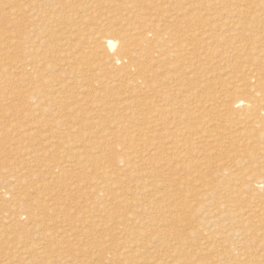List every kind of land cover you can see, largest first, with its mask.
Instances as JSON below:
<instances>
[{
  "label": "rangeland",
  "instance_id": "374dc122",
  "mask_svg": "<svg viewBox=\"0 0 264 264\" xmlns=\"http://www.w3.org/2000/svg\"><path fill=\"white\" fill-rule=\"evenodd\" d=\"M14 1L13 0H0V10H1L0 11V264H58V263L59 264L60 263L61 264L62 263L68 264V262H69V264H145L146 262H148L149 264H175V263L176 264H185L187 260L188 261L186 264H189V263L201 264L202 263L201 261H204L202 264H206V263L209 264V263H211V261L213 264L214 263L215 264L216 263L217 264H225V263L230 264L229 263L230 260H228V258H227L229 256V254H225V252L227 253V250H229L230 243L226 242V241L224 242V244L221 243L222 241H224L222 239L223 238L222 234L225 233L221 229L222 225L218 223L216 225L217 227H215V226L210 227L211 224L209 223L208 224L209 226L205 225L206 227L204 226L202 228V230H201V228L199 229V227H198V223L200 221L205 219L204 221L207 222V218H208V216H206L207 211L210 208H214V206L212 205V202H214V198L212 200H210V202L212 201L210 204V202L207 200V198L205 197V194H203L202 191L204 190L203 192L205 193V191H207L208 189L216 190V189L222 187L223 184H224L223 186H229L230 184L235 183L234 179L229 181L228 178L226 177V179H227V181H226V179L223 178V176H221L222 171L224 169H226V167H227L226 164L222 165L223 162L221 163V159L222 160L224 158L227 159L228 156L231 155L232 153H230V152L218 153L221 150L220 151L217 150V148L218 149L220 148L219 145H222L223 142H226V141H223V137H225V135H227L226 136L227 138H228V136H230L227 133H229L231 128H229L228 129L229 131L227 130V132L225 134L220 133L219 136H216L217 138L219 137V139L214 143H218V144L216 145V144L212 143V146L214 148L216 147V149H214L213 147H209L211 151L209 150L210 151L209 152L207 150V152H204L203 150H205V147L201 143V139H203V138L207 139V136L210 135L211 133L213 135H216L217 132L219 133V131L221 130V126L223 124L228 125L227 120H226L227 119L226 115L223 118H220L219 116L216 117L218 115L217 113H219V114L221 113V112H219V111H221V110H219L221 108L218 107V110L214 109L215 105L212 106L210 103V100L208 101L209 103L205 102L204 98L205 97H208L209 99H211V97L214 99L216 98L215 99L216 102H218V101L220 102V100L224 99L226 101V104H228V106H229L231 104V98H232L233 92H234L232 90H228L229 92L226 91V89H229V87H230V78L227 76H222L220 74L221 71L219 70L218 64L214 61V59L207 60L206 65L200 66V67L196 68L195 70H194V68H192V70H191V72H193L192 75L195 76L194 78L191 79L192 80L191 87L193 88V90L191 87L189 88V86H187L184 89V93L181 94V96L184 94L183 95L184 97L182 96V98L184 100H182V98L179 99V97H181L179 95L178 98L176 99L177 101L174 100L175 101L174 102L172 100L173 102H170L169 104L167 103V105H168L167 108L169 107V109L170 108L171 109L168 110L166 108L167 111L163 114L162 112L157 111L160 109L159 107L161 106L160 103L158 104V101H157V104L155 103L156 105L154 104L155 108L153 106L151 108L146 97H145V99L142 98V97L146 96V95H144L145 90L143 89L144 92L142 93V91H143L142 88L140 89V87L139 88L134 87V85L131 83L132 81L136 80V77H139V76H138V73L136 74L137 76L135 75L136 69H134L132 67V65L128 64L127 59L123 63L124 64L123 67H122L123 64H118L119 66L121 65L120 66L121 68L118 67V65H117V67H116L117 69L112 68V70H111L110 69L111 65H108L107 66L108 69H107V67L104 64L107 62L108 57L107 56L105 57V55L101 56L102 52L97 50V48L99 46H101V40H100V37L95 36L96 34L94 33V30L97 31V29L102 30V28H107V26L105 25L107 22L106 23L100 22V19H102V18L106 19V18H104L105 16L110 15V16L114 17V18H111V21L113 22V24L115 26L112 24L113 25V26L111 25L112 28L108 29L107 31L112 32L115 35H116V33L123 32V30H125L127 27L130 28V26H140L141 31L144 33L150 32V31L151 32L157 31L158 33H163V31H167V32H171L172 34L177 36V34L178 35L182 34L181 32H178V30H177L178 27H179V30L181 28L179 26L180 23H178V26H177L176 23H175L176 25H174L172 23V20H169V17L174 16L175 13L177 12V10H176V12L170 11L169 9L167 11H164L163 9L160 8L161 5L159 7L154 6L150 9H147L146 8L147 3L145 1H142V0H141V2H138L137 0H134L136 2H134V1L128 2V1H122V0H32V1L28 0V2H27V0H23V2H22V0H20L21 2L19 0H14ZM33 1H35V2H33ZM149 1H154V0H149ZM175 1L176 0H173L174 3L172 5V7L174 9L180 10L179 12H183L190 19H191V17L194 16V14L198 13V12H192L191 10L186 9L188 7V5L192 3L191 0H177V2H175ZM246 1H249V0H246ZM12 2H14V3H12ZM24 2H26V3H24ZM29 2H30V4H29ZM155 3H164V0H156ZM18 4H20V6ZM22 4L25 7L23 6V8H22L23 10L18 12V10H16V8L18 6L22 7ZM131 4H136L139 6V8H137V10L135 11L136 13L134 15L139 16L140 18L142 16H144V17L147 16L146 17V18H148L147 23L144 22L145 23L144 24L142 22V23L138 24V22H141L142 20L137 21L139 19H135L136 17L133 15L130 17L125 16L124 17L126 20L125 23L123 21V22H120L121 24L118 25V23H119L118 21L121 20L120 18L123 16V13H124L123 8L128 6V5H131ZM4 6H5V8H3ZM140 6H142V8H140ZM29 7L33 8L34 11ZM28 9L29 10L31 9L30 10L31 12L30 11L28 12ZM143 9H144L145 13H144ZM141 11L143 14L141 13ZM40 14H42L43 16ZM200 16L201 15L199 14L198 17H200ZM129 18H131V21L129 20V22H128L127 20ZM182 19L185 21L184 18H182ZM49 20L51 21L50 26H52V28H54V29L52 30V28H51V30H52L51 33L50 32H43V30H46L49 28V26L45 25V23H47V21H49ZM151 20H153V22H151ZM190 21H193V19H191ZM178 22H180V21H178ZM187 23L189 24V22H187ZM155 24L157 25V27H159V25H161L160 29L159 28L157 29ZM101 25H103L104 27H102ZM125 25L126 26L128 25V26L126 27ZM182 26H184V25H182ZM190 28L193 30L192 27H190ZM41 32H43V33H41ZM39 33H41L40 37H42L43 40L46 41V44L44 45L46 47H43L41 49L36 48L32 52L29 51L28 54H25L28 51V47H29L30 43H23V41H24L23 38L25 37L28 42H34V41L38 40V37L35 38V36H39L40 35ZM191 34L194 35L193 38H195V39H201L202 38V35L198 34L197 32H191ZM225 35H227V33ZM188 38L191 39V36H189ZM188 38L183 37V38H181V40L184 41V39H188ZM86 43H87V45H86ZM95 44L97 46H95ZM93 45L97 48L93 49ZM86 46H88V47H86ZM55 48L57 49V51L55 50ZM61 48H63L64 50L63 49L60 50ZM50 49L52 50L51 52H49ZM92 49H93V51L95 50L96 52H92ZM69 52L71 54L73 53L72 55L76 54L75 56H77V58L76 57L74 58V56H72V59H73L72 61H74V59H75L76 61H74V62L75 63L77 62L76 65L71 61V57H69V56H71V54H69ZM88 52H89V54H88ZM93 53H95L96 55ZM27 55L29 58L27 57ZM97 55L98 56L100 55V56L98 57ZM68 57L70 60L68 59ZM87 57L89 58V60ZM188 57L193 58V56H191V55H188ZM29 59H31V60H29ZM84 59H85V61H84ZM78 60H80V62ZM29 61H30V63H29ZM82 61H84L85 64L81 63ZM86 61H88V62H86ZM103 61L104 62L106 61V62L103 63ZM188 61H189V59H188ZM22 62L29 63V64H31V66L27 64V67H26L25 66L26 64L22 63ZM68 62H70V64ZM173 62H172V64H174V63L175 64H183L184 61L178 60L174 63ZM102 63H103V65H102ZM21 64H23V65H21ZM88 64H89V67H88ZM167 64L169 66L170 65L172 66V64H169L168 62H166L164 64L165 65L164 67L168 68L169 66ZM32 65H34V66H32ZM99 65H101V66H99ZM125 65L126 66L129 65L130 67L129 66L126 67ZM77 66H78V68H77ZM179 66H177V68L176 67L173 68L175 70L174 73H173L172 69H170V71H171L170 72L169 69L168 70H167V68L164 69V67L161 68L160 70L162 72L167 71V73L170 72L171 74H177V76H179V74L181 75V73H183V72H181V71H183L182 68H179ZM219 66L221 69H224V67H227V68H230L232 70L235 68V61L231 62L229 64H220ZM74 67H75V69L73 70ZM125 67L127 69H129V71L125 70L126 69ZM205 67H211V69L204 72ZM83 68H85V69L83 70ZM90 68H92L93 70ZM97 68H98V70H96ZM76 69L77 70L79 69L80 72L76 71ZM86 69L87 70L90 69V70L87 71ZM100 69L102 70V72H100L101 71ZM103 69H104V71H103ZM34 70H35V72L36 71L37 72L34 73ZM70 70H72V71H70ZM82 70L85 72L87 71L86 74H85V72L84 73L81 72ZM118 70H120V71H118ZM130 70L132 73H130ZM107 71H108V73H107ZM111 71L112 72L114 71V72L112 73ZM75 72H77V73H75ZM118 72H119V74H117ZM127 72H129V73H127ZM164 72L161 74H166ZM73 73H74V75H72ZM81 73L85 74L84 77L82 76ZM123 73H125V74H123ZM130 74H131V76H129ZM134 75L136 77H134ZM73 76H74V78L76 77L77 79H74ZM115 76H117V77H115ZM123 76H126V77L124 78ZM186 76L189 77V75H186ZM28 77H30V78H28ZM92 77H95V78L93 79ZM110 78H112L111 81H113L114 83L110 82V80H109ZM84 79H85V81H84ZM98 79H100V80H98ZM106 79H107V82L109 81L108 83L106 82ZM114 79L116 80V82L114 81ZM75 80L77 81V83H72V82H75ZM103 80L105 81V83L103 82ZM46 81H48V83ZM100 81H102L103 83H101ZM119 82H120V84L122 83V85H120ZM115 83H118L116 85V87L113 86V85H115ZM129 83H131L130 86L133 85L132 90H134V92L136 91V93H134L131 90V87L127 85ZM44 84H46V85H44ZM54 84H56V85H54ZM100 84H101V86H100ZM107 84H109V87ZM36 85H38L39 87ZM52 85H54V86H52ZM110 85L113 88H111ZM174 85H176V83H174L173 81L170 80L169 82H166V84H164V87H167L166 88V91H167V89H169V88L171 89L172 86L174 88L178 87V85H176V86H174ZM43 86H47V87H43ZM123 86L126 88V89L124 88L125 90L123 89ZM81 87H83L81 90L82 92L80 91ZM39 88H42V89H39ZM108 88H109V90H108ZM37 89H39V90L37 91ZM46 89H47V91H46ZM49 89H50V91H49ZM127 89L129 91H132V92H129ZM189 89H191L192 92H194L196 94V98H194V99H198V100H196L198 103L197 102L193 103L190 98H187L188 100L185 98V97L190 96L189 93L191 91H189ZM40 90L41 91L44 90L42 92H45V93L47 92L46 95L43 94ZM59 90H61V91H59ZM121 90H123V91H121ZM139 90H140V92H139ZM164 90H165V88H164ZM33 92H34V94H32L33 95V97H32L31 93H33ZM179 92H180V90H179ZM179 92H177V93H179ZM192 92H191V94H192ZM40 93H41V95L42 94L45 95L44 96L45 98L43 97V95L42 96L38 95ZM97 93L99 96L97 95ZM129 93H130V95H129ZM131 93H132V95H131ZM79 94H81V95H79ZM29 95H31V97H32V98L30 97V100L28 99ZM95 95H97L98 97L96 98ZM127 95H129V96H127ZM147 95H150V93H147ZM50 96H52V97H50ZM108 96H110V98ZM118 96L119 97L121 96V99H118L119 98ZM78 97H79V99H77ZM113 97L114 98L116 97V99H117V101L115 100L116 103H115ZM126 97H128L129 99ZM150 97H151L150 99H154L152 96H150ZM39 98L40 99L44 98V99H43V101H40ZM94 98H96V99H94ZM100 98H101V101H100ZM102 98H104V100ZM140 98H142V100H140ZM208 98H206V99H208ZM51 99L52 100L54 99V103H52L53 101ZM98 99L100 102L98 101ZM107 99H109V100H107ZM122 99H123V103L121 101ZM199 99H201V100H199ZM126 100H128L129 102ZM180 100L183 101L184 104L185 103L186 104L183 106V103H181ZM38 101H40V103H36ZM44 101L45 102L48 101L49 103H45ZM103 101H105V102H103ZM130 101H131V104H129ZM142 101L145 103H143ZM79 102H80V105H79ZM102 102L103 103L110 102V104L106 103L103 106ZM124 102L125 103L128 102V105L125 104L126 107L123 105ZM132 102H134L136 105L142 106V107L138 106L141 109L135 108V107H137V106H135V104H134L135 107L132 106L133 105ZM74 103H76V104H74ZM113 103L116 106L113 105ZM117 103L118 104L122 103L121 104L122 106L117 105ZM206 103H208V104H206ZM51 104L52 105L56 104V105L52 106ZM171 104H173V105H171ZM203 104H205V105H203ZM212 104H214V102H212ZM217 104H219V103H217ZM59 105H60V107H59ZM94 105L95 106L98 105V106L95 107ZM106 105H107V107H106ZM108 105L110 107H108ZM200 105H201V107H199ZM209 105H211V106H209ZM48 106H50V107H48ZM56 106L59 107L60 109H58ZM145 106L148 108H144ZM156 106H157V110H155ZM193 106L196 110L194 108L192 109ZM45 107L46 108L48 107L47 110ZM122 107H124V108L122 109ZM38 108L41 110L39 111ZM97 108H100V109H98L99 111L97 110ZM112 108L113 109L116 108V110H113ZM119 108L121 109V111H119L120 110ZM133 108L136 111L135 112L136 115H134L135 113L131 114V112H134ZM142 108L144 111H145V109L146 110L147 109L153 110V108H154V111H150V112H152V113L154 112L157 115L154 113H153V115H152V113H150L151 116L148 115L149 113H147V112L149 110L145 111V112H146L148 118L153 116L154 118L156 117L155 118L156 120L153 117H152L153 118L152 121H151V118L148 119L145 112L142 110ZM187 108H188V110H187ZM90 109H92V110H90ZM163 109H164V107H163ZM173 109L177 110L176 113H174V114H176V116L172 114V119H171V115L165 116L168 113V111L169 112L171 110L173 111ZM189 109L190 110L192 109V111H190ZM197 109H199V110H197ZM101 110H103V112L105 111V113H103ZM126 110H131V111H129V112L127 111L126 113L123 112ZM139 110H141V111H139ZM30 111L31 112L33 111V112L31 113ZM91 111H93V112L96 111V112L94 114ZM196 111H197V113H196ZM35 112L37 115L33 114ZM39 112H41V114L45 113V112L46 113L41 115V114H39ZM109 112H113V113H109ZM118 112H120V113H118ZM157 112H159V113H157ZM121 113H124V117H123V114H121ZM192 113H194L195 115L198 114V116H196L197 119L195 118V115ZM89 114H91V115L89 116ZM96 114H99L100 117L102 116L100 119L101 122L99 120L100 125L98 126V128H95L94 124L91 126L92 122H94L95 120L97 121L99 119ZM112 114L115 117L116 116L117 117L115 118ZM126 114H128L127 119H126ZM129 114H131V115H129ZM138 114L143 115V117L138 115ZM158 114H160V115H158ZM111 115L114 117V119ZM185 115H187V116H185ZM94 116H96V117H94ZM179 116H180V118H179ZM181 116H182V119H181ZM192 116H194L195 120ZM37 117H39V118H37ZM92 117L97 118V119H94ZM120 117H122V118H120ZM128 117H130V119ZM215 117L218 119L217 122H216V120H217L216 119L214 124H213V122L211 123V126L205 124L211 118L215 119ZM137 118H139L141 121ZM157 118L159 121L157 120ZM189 118H190V121H188ZM105 119H107V120L105 121ZM117 119H125L126 123L128 125L129 124L130 125L128 128V125L126 124L127 126H125V129H128V130L124 129L125 131L124 130L123 131L124 132L127 131L126 133H128L129 131H131L130 133L134 132L133 133L134 136L132 134L130 136L129 135L130 133L126 134V133H123V131H121L120 134H118L119 132L116 133L117 137H116V135L113 138L110 137V139L108 137H106L107 135H105L104 132H106L105 130H107V126L109 128L110 124L112 125L113 123H115ZM183 119H188V120L182 121ZM192 119H193V121H192ZM133 120H135L136 122ZM160 120L163 123H166V125H163L164 127L160 126L161 127V128L159 127L160 130H159V128L156 129L157 131H156V135H155V131H154V133L152 132L153 128L151 127L152 129H150V125L152 124L151 126H154L158 122L162 123V122H160ZM179 120L182 122L181 124H180ZM138 121H140V122H138ZM147 121H148V125L146 124L147 125L146 126L145 123H147ZM156 121H158V122L156 123ZM170 121H172L174 123H172ZM220 121H221V123H220L221 126L219 128L216 126V124H218V122H220ZM150 122H151V124H150ZM187 122H189V123H187ZM89 124H90V126H89ZM177 124H178V126H177ZM135 125L137 127H140L142 130L138 131L140 129L135 128ZM141 125H142V127H141ZM168 125H170V129H168L169 128ZM173 125L174 126L176 125L175 128H173L174 127ZM179 125H180V127H179ZM182 125L186 129V132H185V129L182 127ZM187 125L189 127H187ZM145 126L148 128H146ZM212 126H214V127H212ZM131 127H132V129L135 128L134 131H132ZM166 127H168V128H166ZM114 128H112L111 131H117V128L116 127H114ZM209 128L210 129L213 128L214 130L218 128L219 130L217 129V131H214L212 129V131H211ZM148 129L150 132L153 133V135L150 132H148ZM162 129L163 130L166 129L167 131H172V132H174V134L170 135L172 132L168 133V132H166V130L163 131ZM187 129L189 130V132H187ZM245 129L246 130H244V131H246V132H247V130L249 132H250V130L253 131L252 132V138H250L248 140V139H246V136H243L242 138H244V140H240L239 142L240 143L244 142V144H247V143H251V141H252V143L250 144V147H252L254 150V151H251L250 153H245V151H244L243 155L246 157L247 154H251V153L256 151L255 149H256L257 145L259 144V141L256 139L255 136H253L256 134L254 132L256 128L248 126V127H245ZM175 130L180 132V133L182 132V133L181 134L179 133L180 134L179 135ZM192 130H193V132L197 131V134L198 135L200 134L199 136L201 138L196 139L195 137L199 138V136L196 134V132L193 133ZM204 131H209V133H206ZM210 131H211V133H210ZM137 132L141 133L140 134L141 136H139L137 134ZM184 132H185V134H184ZM145 133L146 134L150 133L152 136L150 134H148L147 135L148 137H147ZM167 133L169 135V138L167 136ZM187 133H189L190 137H192V135L194 134L193 136H195V137H192L193 140L190 137H189L190 139L188 138ZM214 133H216V134H214ZM232 133L235 134V132H232ZM160 134H163V135H160ZM175 134H176V136L179 135V137L173 136ZM124 135H125V137H124ZM127 135H128L129 139L132 136L134 137V138L132 137L130 139V140L133 139V144L130 145L131 146L130 150H132L134 148L132 150V152L133 151L134 152L131 156H135V155L139 156L140 155V157L142 156V158H139V160H136L135 162H131V165L129 164L127 166L128 169L125 170V172L128 175V178H126L127 181L124 179V177H126L125 172L123 174L121 173L122 169H124V167H123L124 164H122V162H120L119 165L116 166L117 167L116 169L121 170V172L118 171V173L114 175L115 177L112 176L113 180L112 179L108 180L107 178L103 179L101 172H103L104 169L105 170L111 169V167H110V169L108 167L111 166V164L113 163V162H111L112 159L116 158L115 155H117V153L115 152V148H116V150L118 149L117 147L120 146V143L122 144L123 139L129 140L127 138ZM136 135H138V136H136ZM135 136H136L137 140L135 139ZM171 136H172V139L174 137H175V139L172 140L170 138ZM185 136L188 138V140L190 142H191V140L193 141V143L191 142V144H195V142L200 140V142L198 141L197 142L198 144L196 143L195 145H197V146L201 145L200 146L201 148L200 147H198V148L202 152L197 148V150L200 151L199 153H201V155L199 153L193 152V150L196 146L195 145H193V146L189 145L190 142L188 143V140L186 139ZM150 137H152V138L149 139ZM155 137H157V138H155ZM167 138L171 139L172 141L169 140L170 142H168ZM177 138L178 139L182 138V141H184L185 144L187 141L188 144L185 145L183 142V144L185 146L182 145L181 139L178 140ZM184 138L186 139V141ZM237 138H239L238 135H237ZM115 139L117 140L116 141L117 146H116V143L114 142ZM146 139L148 141L147 142L148 145L146 143ZM158 139L160 140L159 143H158ZM141 140H143V141H141ZM176 140H178V141L176 142ZM135 141H136V144H134ZM162 141L165 143H163ZM137 142L139 144H137ZM149 142L152 144H150ZM180 142H181V145H180ZM219 142H222V143L219 144ZM172 143H174V144H172ZM175 143H179L178 144L180 146L179 151L176 150V149H178V146H177V144L175 145ZM158 144H161V145H158ZM162 144L163 145L166 144V145L163 146ZM170 144L175 145L174 146L175 149L173 147H171ZM260 144H263L262 140H260ZM135 145L138 147H141L140 148L141 150L138 147H135ZM153 145L160 150H158L156 148L158 150L157 151ZM214 145H216V146H214ZM160 146L163 149H164V147H166L165 150H167V151L161 149ZM186 146H188V147H186ZM191 146L193 147V150L188 149ZM82 148L84 151L82 150ZM135 148H136V150L137 149H139V150L136 151ZM152 148H154V150ZM206 148L208 149V147H206ZM77 149L79 150V152H80V150L83 151L82 152L83 154L81 152L79 154ZM172 149H173V151H176V152H173ZM186 149L189 150V156L190 157H191L190 152H191V154L193 152V154L198 157V159H197V157L192 154L193 158L195 157V159H196L195 161L197 162L198 165L197 164L194 165L192 163V161L194 159L193 158H192V160H191V158L189 159L188 153L185 152ZM245 149H246V146H245L244 150ZM152 150H153V152H152ZM163 151H164V154L168 153L169 155H164V158H161V161H160L159 160L160 157H163ZM177 151L180 152L181 157L179 156L180 154L177 153ZM70 152L72 153V157L74 159L72 157L69 158ZM73 152H75V155L78 154L79 156L77 155L75 158ZM155 152H156V157H155ZM213 152H214L215 156L213 155ZM150 153L152 155L154 154L153 157L151 156ZM171 153H173L175 156L178 157V159H176L177 162H176V160H174L177 157H175L174 155L172 156ZM197 154H199V156ZM207 154H210L212 157V159L210 160V164H208L209 168L206 167L204 165V163L201 161L202 158H204ZM217 154H218V157H217ZM220 154H222V155H220ZM243 155L239 153L235 160H233L231 163L230 162L227 163L228 164L227 168L231 167V166H229L230 164L235 166L240 161L244 160L245 157ZM82 156L85 159L79 158ZM85 156H87V158ZM143 156L145 157L144 158L145 160L143 159ZM168 156H169V158L171 157L170 160L168 159ZM184 156H185V159H187V157H188L189 161L185 160V159L180 160V158L183 159ZM172 157H174V159ZM75 159H77L76 160L77 162L74 161ZM141 159L144 160L145 162L143 163L141 161ZM148 159H151V161ZM162 159H164V160H162ZM246 159H249V157ZM69 160H71V161H69ZM78 160H80L79 161L80 163L78 162ZM172 160L174 163L175 162L176 163L174 164L172 162ZM178 160L184 161L183 162L184 164L181 162H178ZM104 161H105V165L103 164ZM149 161L151 163H149ZM158 161H159V163L162 162V163H160L161 165H159V166H158L159 163H157ZM163 161H165L166 164L169 162L168 165H165L163 163ZM147 162L149 165L146 164ZM170 162H172V163H170ZM248 162H250V163H248L247 166H253L256 163V162H254V159H250ZM132 163H134L135 165L137 163V165L139 167L137 165L135 167L134 164L132 165ZM141 163H142L143 167L141 166ZM178 163H180L179 166H178ZM187 163H188V166H186ZM189 163H191L190 166H189ZM218 163H221L218 165L219 167L217 166ZM162 164H164L165 167H164V165L162 166ZM171 164L172 165L174 164V165L172 166ZM181 164H183L185 167L182 168L181 166H183V165H181ZM201 164H203V165H201ZM155 165H157V166L155 167ZM130 166L135 168V169L137 167L140 168L141 172L144 169L143 170L144 172H142V174H141L139 169H136V170L134 169L135 171H133ZM169 166L171 167V169L169 168ZM194 166H197V167H194ZM198 166H199V168H198ZM202 166H203V168H202L203 170L201 169ZM204 166L206 169H204ZM222 166H223V168H222ZM233 166H232V169L236 170V171L238 170V172L239 171L242 172L247 168V166H242L239 168L238 167L234 168ZM101 167H103V168H101ZM120 167H122V168H120ZM158 167H161V168H159L160 170L158 169ZM176 167H178V168L176 170H174V168H176ZM186 167H188V169H191V168H193V169L188 170ZM147 168H152V171L154 168V170H155L154 173L159 172L160 176L156 177L158 174L153 173L152 175L154 178L153 179L151 178L149 180V182H146V180H144L141 177L143 176V173L148 171ZM129 169H130V171H129ZM248 169L249 168H247L246 170H248ZM185 170H188V171H185ZM194 170H196V171L199 170V171L196 172ZM136 171H138V172H136ZM166 171L167 172L169 171L170 173L169 172L167 173ZM176 171H179L180 173H178ZM204 171H205V174H204L205 176L211 177L213 174V177H212L213 179H215L214 173L217 171V173H215V175L218 177V179L216 178V180L214 182H210V183L206 182L207 184L204 183L202 180V177L204 176L202 173H204ZM135 172L139 175H137ZM163 172H166V173H163ZM182 172H185V173L182 174ZM200 172H202V173H200ZM190 173H191V176H190ZM193 173H195L196 175L194 176ZM198 173L201 175H199ZM140 174H141V177H140ZM165 174H167L166 177L168 176L170 179L168 177L165 178V176H163ZM169 174H170V176H169ZM184 174H186L188 180L185 179L186 176ZM183 175L185 178H183ZM162 176L164 177L163 179H162ZM199 176H201V179ZM118 177H120V178H118ZM159 177H161L160 180L158 179ZM180 177H181V180H180ZM193 177H195V178H193ZM115 178L117 179L116 181H115ZM139 178H140V180H139ZM172 178H174V179H172ZM221 178H223L222 179L223 181L221 180V182H219ZM98 179H99V181H98ZM120 179H121V181L117 182ZM128 179L131 182L130 185H136L137 184L138 189H140L142 191L146 190L145 188L149 185L148 183H151L149 187L152 189V194L155 193L156 195L154 194V196H155L154 197L150 193V194H148V196L152 195L153 196V197L151 196L152 199L156 198V200L159 197L158 202H159V200H161L160 197L161 198L163 196L166 198L168 197L169 198L168 201L166 198L163 197L162 198L163 201L161 200V203H159V204L163 205V203L165 201L168 203H170V201H171L173 203V205L176 204L175 207L179 208V209L177 208V210H178L177 212H175L176 210L173 212L174 216H176V217L170 218V216L168 214H162L159 217H157L156 219H154L155 221H157L155 223V225H159L162 228L159 226L157 227L155 225L154 226L156 228L154 226L150 227L151 225H147L148 224L147 223L143 226L141 225V226L137 227L136 228L137 230H134L135 232L131 231L133 234L131 232L130 233L124 232V234H122V236H121V234H119L116 230L113 229L114 225L111 224V222L113 221L112 219L114 218L115 215L118 216L119 214H122V213H119L118 209H120L121 211H126L127 207H125V206H127V205L124 201H126L127 197L129 199L130 197L133 196L132 200L134 202L135 201L134 199L137 198L136 196H139L138 194L136 195V192L138 190L134 193H130L131 196L129 193L123 194V192L125 191V190L123 191V189H125V186H127L130 183L128 181ZM136 179H138V180H136ZM168 179H169V181H168ZM102 180L105 183V185H108L111 182L109 184L111 187V188L109 187L111 191H108L109 190L108 189L107 190L108 193H107V192H102V191H106V189L105 190L104 189L99 190V191H101L99 194L100 198L97 197V194H95V195L93 194L94 197H92L93 195L91 193L96 188H98L99 183L97 184L96 181L101 182ZM122 180L125 181V183H123L124 185H120L121 184L120 182H122ZM217 180H219V181L216 182ZM136 181L137 182L139 181L140 183L139 182L137 183ZM165 181H168L169 184ZM188 181L189 182L193 181L194 183L190 182L191 183V185H190ZM197 181L199 183H200V181L203 182L204 183L203 186H202V183L199 184ZM106 182H109V183H106ZM155 182L158 186L155 184ZM162 182H163V185H160ZM172 182L175 183V185H173ZM230 182H232V183H230ZM112 183H115V186L113 185L114 187L111 185ZM165 183H166L167 190L165 187ZM219 183H221V184H219ZM214 184H215V186H214ZM153 185H155V186H153ZM182 185H183V187H182ZM192 185H195L196 189L199 190V191L196 190L197 195H196V192H194L195 189L193 188L194 186H192ZM199 185H201L202 187L200 188ZM142 186H143V188L141 189ZM171 186H174V188L177 187L175 189L176 190L178 189L180 192L178 190L175 191L174 188L169 189V188H171ZM184 186H186V188ZM204 186H205V188H203ZM94 187H96V188H94ZM121 187H122V189H121ZM155 187H157V188H155ZM162 187L165 188L164 189L165 192L166 191L170 192V190H172V192H170L169 194L165 193L164 191H162ZM211 187H213V188H211ZM77 189L79 192L77 191ZM147 189H148V187H147ZM158 189L161 191L158 192L157 191ZM70 192H72V194H70ZM82 192H83V194H82ZM163 192H164V194L162 195ZM198 192H200V193H198ZM120 193L123 195L121 196ZM194 193H195V195H194ZM105 194L108 195L110 198H112L113 196L115 198H116V196L120 198V199L116 198V201L119 202V204L116 205L117 207L113 206V208H117V209H112L109 207L104 208V206L102 204V207L104 209H102L101 212L90 213L88 210V206H91L90 203H92L93 205L101 203V201H99V200L101 198H103V195H105ZM134 194L136 196H134ZM240 194L242 196H243V194H244V196L245 195H247V196L241 197ZM250 194L251 193L249 191H245L243 193H240V191H239V193L237 195L239 198H237V199L240 200L241 198L243 199V198H246L248 196L249 197L247 199H251L250 198V196H251L253 199H255L254 201L258 200L257 196L252 195V194L250 195ZM176 195L177 196L179 195V197H181V195H182V197L179 199L176 197ZM201 195H202V198L200 199ZM172 197H176V198H172ZM203 197H205V198H203ZM121 198H122V201H121ZM197 199H198V201H197ZM228 199L231 200L230 198H228ZM130 200L131 199H129V201H126L127 204H128V202L130 204L133 203ZM205 200L208 202V204L210 206H207L208 204H207V202L205 203ZM215 200L218 201V199H216V198H215ZM234 200H236V199H234ZM239 200H237L238 203L240 202ZM45 202L49 203V205H45L44 204ZM166 202H165V204H167ZM257 202L259 203L260 201L258 200ZM147 203L148 202H146L145 205H147ZM172 203L170 205H172ZM122 204H124V206ZM72 205H74V206H72ZM76 205H77V207H76ZM148 205L150 207H148ZM148 205H147V207L149 210V208L151 209L152 206L150 204H148ZM72 207H75V208H72ZM122 207H124V208H122ZM180 207L182 209H180ZM174 209H176V208H174ZM203 210H206V211L203 212ZM115 211L117 213H115ZM36 214H37V216H36ZM154 216H155V214L152 215V218ZM29 217H30V219H29ZM203 217H204V219H203ZM9 221H10V224H9ZM16 221H18L19 223ZM100 221H105V224H108V225L106 227H100L99 226V224H101ZM11 222H13V223H11ZM219 225H220V227H218ZM144 226H147L149 228L144 227ZM35 227H36V229H35ZM213 227H214V229H213ZM150 228H151V230H154V234H153V231L150 230ZM195 228L198 231L196 230L195 232H193ZM33 229H35V230H33ZM139 229H141V230H139ZM145 229H146V232H145ZM155 229H157V230H155ZM218 229H220V230H218ZM141 231L145 232L146 235L144 236V233ZM166 231H169V232H166ZM191 231L193 232V234L190 233ZM213 231L216 232L215 237L213 235V233H214ZM38 232L40 233V235ZM34 233H36V234H34ZM161 233H162V235H161ZM168 233H169V235H168ZM186 233H188V235ZM194 233H195V235H194ZM206 233H207V235H206ZM220 233H222V234H220ZM42 234H43V237L41 238ZM185 234H186V236H185ZM218 234H219V236H218ZM129 235H131V236H129ZM134 235H135V237H134ZM155 235H157V238L159 240L156 238ZM182 235H184V236H182ZM32 236H33V238L34 237L35 238H34V240L31 241ZM44 236H45V238H44ZM128 236L130 238H128ZM166 236H168V237H166ZM217 236H218V238H221V239L218 240ZM136 237L137 238L140 237V238L137 239ZM151 237H154V238H151ZM164 237H166L167 239ZM183 237H185V239L183 240V241H185V243L186 242L190 243V245L189 244L183 245V247H186V248L181 247L180 244L178 245L179 241L181 239H183ZM206 237H207V239H206ZM163 239H165V241H163ZM169 239L170 240L173 239V240L170 241ZM188 239H189V241H188ZM210 239H212V241ZM136 240H138L137 241L138 244L136 245L138 247L135 246V244L137 243V242H135ZM149 240H150V242H149ZM202 240H206L207 244H209L208 247H210V248L208 251L204 249V248L208 249V247L201 246ZM213 240L218 241V243L216 241L214 242ZM33 241H36V244ZM151 242L153 245L151 244ZM171 242L175 245L177 244L176 248H175V245H173ZM176 242H178V243H176ZM122 243H124L125 245L129 244L130 246L129 245L125 246ZM225 243H227V244H225ZM131 244L133 245V247ZM139 244H141V245H139ZM148 244L150 246H148ZM161 244L163 246H161ZM171 244L173 245L172 247H174L173 249L170 247ZM41 245L46 250V252H47L46 255H45L46 252ZM123 245L125 246V248ZM155 245H157V246H155ZM166 246H168V247H166ZM188 246H189V248H188ZM200 246L202 248L203 247L204 248L200 249ZM222 246H223V248H222ZM134 247H136L135 252H134ZM143 247L145 248V250ZM161 247H163V248H161ZM165 247H166V249H165ZM211 247H213V248H211ZM39 248L42 250V252ZM116 248H118L119 252L120 251L121 252L119 253L118 249L116 250ZM138 248H140V249H138ZM155 248H156V250H158L159 253L155 250ZM168 248L169 249L171 248V249L169 250ZM178 248H180V250ZM137 249H138V251H137ZM174 249H176V250H174ZM181 249H183L184 251L183 250L181 251ZM189 249L192 250V252L191 251H188L189 253L185 252ZM25 250H26V252H25ZM148 250H149V252H148ZM165 250H166V252L168 251L169 253L167 252V254L171 256V257L170 256L168 257L169 259L167 258L168 255L166 254ZM222 250H223V252L225 251L224 257L227 258V260H225L227 262H225L224 257H222L224 255L222 253ZM20 251L23 252V254ZM27 251H29V252H27ZM173 251H176V252H173ZM255 251H254V253L255 254L257 253L258 255L254 254L253 257H254L255 261H257L258 263L254 261V264L255 263L256 264H262L263 260H261V263H259V260L264 258L262 255H260L262 253L264 254V252H262V251H264V247H262L261 249H258L259 252L256 249H255ZM162 252H163V254L165 253L164 254L165 256H161V255H163ZM207 252L210 254H208ZM36 253L38 255H36ZM49 253L52 255L50 256ZM233 253H234V258H236L237 253L232 252V254ZM40 254H42V257ZM120 254H123V255L120 256ZM172 254L173 255L178 254V256L177 255L173 256ZM185 254H187V255H185ZM29 255L31 258H29ZM182 255H183V257H182ZM23 256L25 258L24 262H23ZM58 256L60 258H58ZM179 256L182 258H180ZM215 256H216V259H213V258H215ZM27 257H28V259H27ZM62 257H64V258H62ZM156 258L159 260H157ZM183 258H184V260L186 259L185 262H184ZM221 258H223V259L221 260ZM257 258H259V259H257ZM57 259H59V260H57ZM162 259L164 261H162ZM254 259H252V260H254ZM66 260H67V262H66ZM155 260H156V263H155ZM169 260H171V261H169ZM181 260L183 263L181 262ZM216 260H217V262H214ZM57 261H58V263H56ZM174 261H175V263H174ZM176 261H178V262H176ZM239 261L240 260L237 258V262H239ZM240 262L241 263H239V264L243 263V261H240ZM148 263H146V264H148Z\"/></svg>",
  "mask_w": 264,
  "mask_h": 264
},
{
  "label": "bare ground",
  "instance_id": "6f19581e",
  "mask_svg": "<svg viewBox=\"0 0 264 264\" xmlns=\"http://www.w3.org/2000/svg\"><path fill=\"white\" fill-rule=\"evenodd\" d=\"M14 1V0H13ZM20 1V0H19ZM30 1H32V0H30ZM122 1H128V2H131V1H134V0H122ZM138 2H141V0H137ZM142 1H145L146 3H147V6H146V8L147 9H150V8H152V7H154V6H157V7H159L160 5V8L161 9H163L164 11H167L168 9L170 10V11H175L176 12V10H177V12L175 13V15L174 16H172V17H169V20H172V23L174 24V25H176L177 24V26H178V23H180V30H179V27H178V32H181L182 34H177V36H175L174 34H172L171 32H167V31H163V33H158L157 31H150V32H146V33H144V32H142L141 31V27L140 26H130V28H128L126 25V29L125 30H123V32H120V33H116V35L115 34H113L112 32H108L107 30L108 29H111L112 28V26L114 25L113 24V22L111 21V18H114V17H112V16H105L104 18H106V19H100V22L101 23H106L105 25L107 26V28H102V30H98L97 28V31H95L94 30V33L96 34L95 36L96 37H100V40H101V46H99L98 48L97 47H95V46H97L96 44H95V46L93 45V49H95V48H97V50H99L100 52H102V55L101 56H104L105 55V57L107 56L108 57V59H107V64L103 61V63H105L104 65L107 67L108 65H111L110 67V69L112 70V68L113 69H117L116 67H117V65L118 64H123L125 61H126V59H127V62H128V64L129 65H132V67L134 68V69H136L135 70V75L138 73V76L139 77H136L135 75H134V77H136V80H134V81H132L131 83L134 85V87H140V89L142 88V90L144 89L145 90V93H144V95H146V96H144V97H142V98H144L145 99V97H146V99L148 100V102H149V104H150V106H151V108H152V106L154 107V104L156 103L157 104V101H158V104L160 103V109L159 110H157V106H156V109L155 110H157V111H159V112H162L163 114L167 111V109L168 110H170L169 109V107L167 108V103L169 104L170 102H173L174 100L175 101H177L176 99L178 98V96L180 95L181 96V94L182 93H184V89L187 87V86H189V88L191 87V84H192V78H194L195 76H193L192 74H193V72H191V70H192V68H194V70L196 69V68H198V67H200V66H203V65H206L207 63V60H210V59H214V61L218 64V67H219V70L221 71L220 72V74L222 75V76H227V77H229L230 78V87H229V89H226V91L227 92H229L228 90H232V91H234L233 92V96H232V98H231V104L228 106V104H226V101L224 100V99H222V100H220V102L218 101V102H216V98L214 99V98H212L211 97V99H209L208 97H205L204 99H205V102H208L209 100H210V103H211V105L213 106V105H215L214 107V109H217L218 110V107H220L221 109H219V110H221V111H219V112H221L220 114L219 113H217L218 115L216 116V117H220V118H223L225 115L227 116V123H228V125L227 124H223L222 126L220 125V123H221V121L220 122H218V124H216V126L217 127H219L220 128V126H221V130L219 131V133L217 132V134L216 133H214V134H216V135H213L212 133H211V131H212V129L213 128H209L211 131H210V135H208L207 136V139H205V138H203V139H201V143L203 144V146L205 147V150H203L204 152H207V150L209 151L210 150V148L209 147H213L212 146V143L213 144H218V143H214V142H216L218 139H219V137L217 138L216 136H219V134L220 133H223V134H225L226 132H227V130L229 129V128H231L230 129V131H229V133H227V134H229L230 136H228V138L226 137L227 135H225V137H223V141H226V142H223V144L222 145H219L220 146V148L218 149L217 148V150H221L220 152H218V153H228V152H230V153H232L231 155H229L228 156V158L227 159H221V163H222V165L224 164H226V166L228 167V162H232L233 160H235L236 158H237V155L240 153V154H242L243 155V152L245 151V153H250L251 151H254L253 150V148L252 147H250V144L252 143V141H251V143H247V144H244V142H239L240 140H244V138H242L243 136H246V139H250V138H252V132L253 131H251L250 130V132L247 130V132L246 131H244V130H246L245 129V127H248V126H251V127H253V128H256L255 129V135H253V136H255L256 137V139L259 141V144L257 145V147H256V151L255 152H253V153H251V154H247V156L245 157L244 155V160H242V161H240L238 164H236L235 166H233V165H229V166H231V167H229V168H227L226 167V169H224L223 171H222V175L221 176H223V178H225L226 179V177L228 178V180L229 181H231V180H235L234 182L235 183H232V182H230V183H232V184H230L229 186H223L222 185V187H220V188H218V189H216V190H211V189H208L207 187V191H205V193L202 191V193L203 194H205V197L207 198V200L210 202V200H212L213 198H214V202H212V205L214 206V208H210L208 211H207V214H206V216H208V218H207V222H205L204 220V217H203V219L204 220H202V221H200L199 223H198V227H199V229L201 228V230H202V228L206 225V226H209L208 224L210 223L211 225H210V227L211 226H215V227H217L216 225L219 223V224H221L222 226V230L225 232V233H220V234H222V236H223V240L224 241H222L221 243H223L224 244V242L226 241V242H229L230 243V245H229V250H227V253L225 252V254H229V256L227 257L228 258V260H230V264H239V263H241L240 261H243V263L242 264H254V261H255V259H254V257H253V255L255 254L254 253V251H255V249L258 251V249H261L262 247H264V0H249V1H244V0H191L192 1V3L191 4H189L188 5V7L186 8L187 10H191L192 12H198L197 14H194V16L193 17H191V19H193V21H190L191 19L189 18V17H187L183 12H179L180 10H178V9H174L173 7H172V5H173V0H164V3H155V1L156 0H154V1H149V0H142ZM15 2V1H14ZM14 2H12V3H14ZM21 2V1H20ZM22 2H23V0H22ZM27 2H28V0H27ZM33 2H35V1H33ZM37 2V1H36ZM134 2H136V1H134ZM175 2H177V0L175 1ZM11 3V2H10ZM9 3V4H10ZM24 3H26V2H24ZM23 3V4H24ZM32 3V2H31ZM22 4V7H19L20 6V4H18L19 6V8L17 9L16 7V10H18V12L19 11H22L23 9V6L25 5H23ZM28 4V3H27ZM29 4H30V2H29ZM37 4V3H36ZM33 5V4H32ZM3 6V5H2ZM13 6V5H12ZM11 6V7H12ZM26 6V5H25ZM24 6V7H25ZM29 6V5H28ZM36 6V5H35ZM144 6V5H143ZM10 7V6H9ZM3 8H5V6L3 7ZM13 8V7H12ZM29 8H31V7H29ZM137 8H139V6L138 5H136V4H131V5H128V6H126V7H124L123 8V16L120 18L121 20L120 21H118L119 23H118V25L119 24H121L120 22H123L124 21V23H125V16H128V17H130V16H133L136 12V10H137ZM140 8H142V6H140ZM2 9V8H1ZM32 10H33V8H31ZM30 9V10H31ZM35 9V8H34ZM3 10V9H2ZM29 9H28V12L30 11ZM139 10V9H138ZM142 10V9H141ZM1 11V10H0ZM34 11V10H33ZM143 11H144V9H143ZM31 12V11H30ZM140 12V11H139ZM147 12V11H146ZM17 13V12H16ZM141 13H142V11H141ZM144 13H145V11H144ZM140 14V13H139ZM143 14V13H142ZM174 14V13H173ZM201 15L200 17H198V15ZM39 15V14H38ZM40 15H42V14H40ZM47 15V14H46ZM45 15V16H46ZM148 15V14H147ZM43 16V15H42ZM41 16V17H42ZM135 16V15H134ZM136 18L135 19H139V20H137V21H140V20H142L141 22H138V24L139 23H144V22H146L147 23V21H148V18H146V17H144V16H142L141 18L139 17V16H135ZM182 18H184L185 19V21L182 19ZM99 19V18H98ZM97 19V20H98ZM133 19V18H132ZM164 19V18H163ZM129 20L131 21V18H129L127 21L129 22ZM175 22H174V21ZM43 21V20H42ZM45 21V20H44ZM164 21V20H163ZM178 21H180V22H178ZM53 22V21H52ZM99 22V23H100ZM151 22H153V20H151ZM167 22V21H166ZM187 22H189V24L187 23ZM50 23H51V21L49 20V21H47V23H45V25H47V26H49V28L48 29H46V30H43V32H52V30L54 29V28H52V26H50ZM116 23V22H115ZM171 23V24H172ZM176 23V24H175ZM113 24V25H112ZM127 24V23H126ZM145 24V23H144ZM191 24V25H190ZM112 25V26H111ZM117 25V24H116ZM123 25V24H122ZM121 25V26H122ZM133 25V24H132ZM182 25H184V26H182ZM102 27H104L103 25H101ZM105 26V27H106ZM115 26V25H114ZM155 26L157 27V25L155 24ZM160 26L161 25H159V27H157V29L159 28L160 29ZM175 27V26H174ZM190 27H192L193 28V30L190 28ZM51 28H52V30H51ZM101 29V28H100ZM43 32H41V33H43ZM165 32V33H164ZM191 32H197L198 34H200V35H202V38L201 39H195V38H193L194 37V35L193 34H191ZM41 33H39L40 35L39 36H35V38L36 37H38V40H36V41H34V42H28L27 40H26V38L24 37L23 38V43H30V45H29V47H28V51L25 53V54H28L29 53V51L30 52H32L34 49H36V48H39V49H41V48H43V47H46V46H44L45 44H46V41L45 40H43V38L42 37H40L41 36ZM227 33V35H225ZM38 34V33H37ZM98 34V35H97ZM36 35V34H35ZM189 36H191V39L190 38H188ZM188 38V39H184V41L183 40H181V38ZM99 39V38H98ZM97 40V39H96ZM27 41V42H26ZM190 41V42H189ZM49 43V42H48ZM89 44V43H88ZM86 45H87V43H86ZM92 46V45H91ZM86 47H88V46H86ZM54 49V48H53ZM63 48H61L60 50H62ZM93 49H92V52H96L95 50L93 51ZM55 50L57 51V49L55 48ZM54 50V51H55ZM64 50V49H63ZM91 50V49H90ZM52 50L50 49L49 50V52H51ZM59 51V50H58ZM89 51V50H88ZM66 52V51H65ZM71 52V51H70ZM69 52V54H71ZM91 53V52H90ZM73 54V53H72ZM71 54V56H69V57H71V61L73 60L72 59V56H74V58L76 57L77 58V56H75V55H72ZM88 54H89V52H88ZM87 54V55H88ZM93 54H95V53H93ZM100 54V53H99ZM92 55V54H91ZM96 55V54H95ZM188 55H191V56H193V58L192 57H188ZM67 56V55H66ZM98 56V55H97ZM100 56V55H99ZM98 56V57H99ZM23 57V56H22ZM27 57H28V55H27ZM69 57H68V59H69ZM86 57V56H85ZM25 58V57H24ZM29 58V57H28ZM88 58V57H87ZM103 58V57H102ZM22 59V58H21ZM79 59V58H78ZM106 59V58H105ZM175 59V60H174ZM188 59H189V61H188ZM25 60V59H24ZM23 60V61H24ZM29 60H31V59H29ZM70 60V59H69ZM88 60H89V58H88ZM176 62V61H178V60H181V61H184L183 62V64H175L174 62ZM74 61H76L75 59H74ZM74 61H72L75 65H76V63L74 62ZM79 62H80V60H78ZM84 61H85V59H84ZM84 61H82L81 63H83V64H85V62ZM235 61V68L234 69H230V68H227V67H224V69H221L220 68V64H229V63H231V62H234ZM21 62V61H20ZM34 62V61H33ZM78 62V63H79ZM86 62H88V61H86ZM166 62H168L169 64H172V62L174 63V64H172V66L170 65H168L169 67L167 68V67H164L165 65V63ZM22 63H25V62H22ZM29 63H30V61H29ZM29 63H25L26 65V67H27V64L28 65H30L31 66V64H29ZM32 63V62H31ZM35 63V62H34ZM69 64H70V62H68ZM103 63H102V65H103ZM33 64V63H32ZM37 64V63H36ZM82 64V65H83ZM21 65H23V64H21ZM35 65V64H34ZM34 65H32V66H34ZM78 65V64H77ZM81 65V66H82ZM129 65H127V66H129ZM180 65V66H179ZM80 66V67H81ZM99 66H101V65H99ZM104 66V67H105ZM121 66V65H120ZM119 65H118V67H120ZM124 66V64L122 65V67ZM126 66V65H125ZM126 66V67H127ZM177 66H179V68H182V70L183 71H181V72H183V73H181V75L179 74V76H177V74H171L170 72V69H172V71H173V73L175 72V70L173 69V68H177ZM79 67V68H80ZM83 67V66H82ZM88 67H89V64H88ZM125 67V68H126ZM130 67V66H129ZM131 67V68H132ZM155 67V68H154ZM164 67V69L165 68H167V70L169 69V73H167V71L166 72H164V73H166V74H161V73H163L160 69L161 68H163ZM18 68V67H17ZM77 68H78V66H77ZM121 68V67H120ZM75 69V67L73 68V70ZM85 68H83V70H84ZM90 69H92V68H90ZM90 69H88V70H90ZM95 69V68H94ZM107 69H108V67H107ZM133 69V70H134ZM211 69V67H205L204 68V72H206V71H208V70H210ZM81 71V72H85V71ZM87 70V69H86ZM87 70V71H88ZM93 70V69H92ZM91 70V71H92ZM96 70H98V68L96 69ZM101 70V69H100ZM121 70V69H120ZM120 70H118V71H120ZM123 70V69H122ZM125 70H128L129 71V69H125ZM178 70V69H177ZM70 71H72V70H70ZM76 71H79L80 72V70L78 69H76ZM86 71V72H87ZM103 71H104V69H103ZM37 72V71H36ZM35 72V70H34V73H36ZM86 72H85V74H86ZM100 72H102V70L100 71ZM112 72V71H111ZM114 72V71H113ZM112 72V73H113ZM71 73V72H70ZM75 73H77V72H75ZM98 73V72H97ZM107 73H108V71H107ZM121 73V72H120ZM126 73V72H125ZM125 73H123V74H125ZM127 73H129V72H127ZM130 73H132L131 72V70H130ZM30 74V73H29ZM28 74V75H29ZM80 74V73H79ZM82 74V73H81ZM85 74H82V76L84 77V75ZM117 74H119V72L117 73ZM72 75H74V73L72 74ZM71 75V76H72ZM76 75V74H75ZM101 75V74H100ZM114 75V74H113ZM122 75V74H121ZM186 75H189V77H187ZM192 75V76H191ZM31 76V75H30ZM78 76V75H77ZM81 76V75H80ZM94 76V75H93ZM97 76V75H96ZM119 76V75H118ZM129 76H131V74L129 75ZM133 76V75H132ZM99 77V76H98ZM97 77V78H98ZM115 77H117V76H115ZM124 78L126 77V76H123ZM133 77V78H134ZM28 78H30V77H28ZM73 78H74V76H73ZM93 79L95 78V77H92ZM122 78V77H121ZM128 78V77H127ZM74 79H77L76 77L74 78ZM73 79V80H74ZM111 79L112 78H110L109 80H110V82H112V83H114L113 81H111ZM129 79V78H128ZM132 79V78H131ZM98 80H100V79H98ZM125 80V79H124ZM123 80V81H124ZM173 81L174 83H176V85H178V89L180 90V92H179V90L177 89V88H174L173 86L171 87V89L169 90V89H167V91H166V88L167 87H164V84H166V82H169V81ZM84 81H85V79H84ZM114 81L116 82V80L114 79ZM127 81V80H126ZM129 81V80H128ZM47 83H48V81H46ZM101 83H105V81L103 80V82L102 81H100ZM99 82V83H100ZM106 82H107V79H106ZM109 82V81H108ZM107 82V83H108ZM118 82V81H117ZM122 82V81H121ZM130 82V81H129ZM51 83V82H50ZM72 83H77V81L75 80V82H72ZM83 83V82H82ZM123 83V82H122ZM122 83L120 84V82H119V84L120 85H122ZM125 83V82H124ZM127 83V82H126ZM131 83H129V84H127L128 86H130V84ZM52 84V83H51ZM79 84V83H78ZM118 83H115V85H113L114 87H116V85H117ZM40 85V84H39ZM43 85V84H42ZM41 85V86H42ZM44 85H46V84H44ZM54 85H56V84H54ZM54 85H52V86H54ZM58 85V84H57ZM60 85V84H59ZM82 85V84H81ZM108 85V87H109V84H107ZM133 85H131L130 87H131V90H132V86ZM176 85H174V86H176ZM36 86H38V85H36ZM48 86V85H47ZM47 86H43V87H47ZM51 86V85H50ZM49 86V87H50ZM100 86H101V84H100ZM104 86V85H103ZM119 86V85H118ZM180 86V87H179ZM39 87V86H38ZM56 87V86H55ZM110 87L111 88H113L111 85H110ZM129 87V88H130ZM165 88V90H164V88ZM170 87V86H169ZM34 88V87H33ZM32 88V89H33ZM36 88V87H35ZM57 88V87H56ZM82 88L83 87H81V89H80V91L82 90ZM125 87L123 86V89H124ZM192 88V87H191ZM39 89H42V88H39ZM39 89H37V91L39 90ZM51 89V88H50ZM50 89H49V91H50ZM55 89V88H54ZM53 89V90H54ZM120 89V88H119ZM126 89V88H125ZM124 89V90H125ZM178 91H177V90ZM34 90V89H33ZM45 90V89H44ZM44 90H42V91H44ZM58 90V89H57ZM108 90H109V88H108ZM128 90V89H127ZM138 90V89H137ZM144 90L142 91V93L144 92ZM169 90V91H168ZM192 90H193V88H192ZM192 90L191 89H189V91H191L192 92ZM41 91V90H40ZM41 91V92H42ZM46 91H47V89H46ZM56 91V90H55ZM54 91V92H55ZM59 91H61V90H59ZM58 91V92H59ZM84 91V90H83ZM117 91V90H116ZM121 91H123V90H121ZM129 91V90H128ZM133 92H134V90H132ZM132 91H129V92H132ZM186 91V90H185ZM188 91V90H187ZM82 92V91H81ZM80 92V93H81ZM86 92V91H85ZM84 92V93H85ZM120 92V91H119ZM139 92H140V90H139ZM177 92H179V93H177ZM191 92L189 93L190 94V96H188V97H185L186 99L187 98H190L191 99V101L194 103H196L197 101L196 100H198V99H194V98H196V94L194 93V92H192V94H191ZM39 93V92H38ZM43 94H45L46 95V93L45 92H42ZM50 93V92H49ZM53 93V92H52ZM134 93H136V91L134 92ZM133 93V94H134ZM147 93H150V95H147ZM187 93V92H186ZM194 93V94H193ZM30 94V93H29ZM32 94H34V92L33 93H31V95ZM36 94V93H35ZM42 94V95H43ZM51 94V93H50ZM58 94V93H57ZM117 94V93H116ZM31 95H29V97H28V99L30 100V97H31ZM38 95H41V93L40 94H38ZM41 95V96H42ZM45 95H43V97L45 96ZM56 95V94H55ZM79 95H81V94H79ZM78 95V96H79ZM87 95V94H86ZM97 95H98V93H97ZM97 95H95V97L97 98L98 96ZM104 95V94H103ZM126 95V94H125ZM129 95H130V93H129ZM129 95H127V96H129ZM131 95H132V93H131ZM141 95V94H140ZM184 95V94H183ZM182 95V96H183ZM48 96V95H47ZM46 96V97H47ZM123 96V95H122ZM135 96V95H134ZM150 96H152L154 99H150L151 97ZM182 96L181 97H179V99L180 98H182ZM186 96V95H185ZM32 97H33V95H32ZM31 97V98H32ZM35 97V96H34ZM37 97V96H36ZM49 97V96H48ZM50 97H52V96H50ZM80 97V96H79ZM79 97L77 98V99H79ZM109 98H110V96H108ZM119 97V96H118ZM117 97V98H118ZM125 97V96H124ZM131 97V96H130ZM184 97V96H183ZM45 98V97H44ZM44 98H39L40 99V101H43V99ZM57 98V97H56ZM96 98H94V99H96ZM126 98H128V97H126ZM132 98V97H131ZM142 98H140V100H142ZM198 98V97H197ZM200 98V97H199ZM206 98H208V99H206ZM37 99V98H36ZM48 99V98H47ZM61 99V98H60ZM103 100H104V98H102ZM113 99H114V101L116 100L117 101V99H116V97L114 98L113 97ZM118 99H121V96L118 98ZM129 99V98H128ZM178 99V100H179ZM189 99V100H190ZM52 100V99H51ZM50 100V101H51ZM81 100V99H80ZM79 100V101H80ZM107 100H109V99H107ZM154 100V101H153ZM173 100V101H172ZM182 100H184L183 98H182ZM188 100V99H187ZM186 100V101H187ZM199 100H201V99H199ZM203 100V99H202ZM33 101V100H32ZM37 101V100H36ZM40 101H38V102H36V103H40ZM53 101V102H52ZM51 102L52 103H54V99L52 100ZM57 101V100H56ZM82 101V100H81ZM98 101H99V99H98ZM100 101H101V98H100ZM99 101V102H100ZM113 101V100H112ZM116 101H115V103H116ZM122 101V103H123V99L121 100ZM126 101H128V100H126ZM139 101V100H138ZM146 101V100H145ZM174 101V102H175ZM45 102V101H44ZM50 102V103H51ZM61 102V101H60ZM59 102V103H60ZM103 102H105V101H103ZM102 102V105L104 106L106 103H109L110 104V102H106V103H103ZM129 102V101H128ZM128 102L127 103H125L124 102V106H125V104H127L128 105ZM135 102V101H134ZM134 102H132V106H134ZM143 102V101H142ZM180 102L181 103H183V101H181L180 100ZM203 102V101H202ZM204 102V103H205ZM212 102H214V104H212ZM45 103H49L48 101H46ZM63 103V102H62ZM77 103V102H76ZM76 103H74V104H76ZM97 103V102H96ZM112 103V102H111ZM122 103H117V105H121ZM143 103H145V102H143ZM198 103V102H197ZM209 103V102H208ZM208 103H206V104H208ZM217 103H219V104H217ZM98 104V103H97ZM101 104V103H100ZM129 104H131V101H130V103ZM155 104V105H156ZM174 104V103H173ZM173 104H171V105H173ZM186 104V103H185ZM184 103H183V106L185 105ZM189 104V103H188ZM200 104V103H199ZM37 105V104H36ZM46 105V104H45ZM52 105V104H51ZM50 105V106H51ZM56 105V104H55ZM55 105H52V106H55ZM79 105H80V102H79ZM113 105H115L114 103H113ZM170 105V106H171ZM193 105V104H192ZM191 105V106H192ZM197 105V104H196ZM203 105H205V104H203ZM211 105H209V106H211ZM44 106V105H43ZM42 106V107H43ZM50 106H48V107H50ZM58 106V105H57ZM56 106V107H57ZM95 106V105H94ZM96 106H98V105H96ZM95 106V107H96ZM100 106V105H99ZM116 106V105H115ZM122 106V105H121ZM131 106V105H130ZM135 106H137V107H135ZM135 108H140V107H142V106H140V105H136L135 104ZM138 106H140V107H138ZM182 106V107H183ZM198 106V105H197ZM41 107V108H42ZM47 107V108H48ZM59 107H60V105H59ZM59 107H57L58 109H60ZM106 107H107V105H106ZM108 107H110L109 105H108ZM112 107V106H111ZM114 107V106H113ZM126 107V106H125ZM163 107H164V109H163ZM186 107V106H185ZM190 107V106H189ZM188 107V108H189ZM199 107H201V105L199 106ZM198 107V108H199ZM36 108V107H35ZM40 108V107H39ZM38 108V109H39ZM44 108V107H43ZM42 108V109H43ZM46 108V107H45ZM47 108H46V110H47ZM53 108V107H52ZM118 108V107H117ZM124 107H122V109H123ZM132 108V107H131ZM130 108V109H131ZM144 108H148V107H144ZM155 108V107H154ZM154 108H153V110L151 109H145V111H148L147 113H149L148 115H150V113H152V112H150V111H154ZM167 108V109H166ZM188 108H187V110H188ZM194 108V106L192 107V109ZM98 109H100V108H97V110ZM106 109V108H105ZM113 109V108H112ZM120 109V108H119ZM118 109V110H119ZM127 109V108H126ZM141 109V108H140ZM163 109V110H162ZM184 109V108H183ZM192 109L190 110V111H192ZM195 109V108H194ZM41 109H39V111H40ZM51 110V109H50ZM90 110H92V109H90ZM96 110V109H95ZM113 110H116V108L115 109H113ZM117 110V111H118ZM132 110V109H131ZM131 110H126V111H123V112H129V111H131ZM133 110H134V112H131V114L132 113H135L136 111H135V109L133 108ZM142 110H143V108H142ZM196 110V109H195ZM197 110H199V109H197ZM37 111V110H36ZM99 111V110H98ZM97 111V112H98ZM102 112H103V110H101ZM110 111V110H109ZM119 111H121V109L119 110ZM139 111H141V110H139ZM144 111V110H143ZM144 111V112H145ZM176 111L177 110H174L173 109V111L171 110L170 112L168 111V113L165 115V116H170L171 115V119H172V114L173 115H175L176 116V114H174V113H176ZM31 112V111H30ZM33 112V111H32ZM31 112V113H32ZM43 112V111H42ZM91 112H93V111H91ZM90 112V113H91ZM96 112V111H95ZM95 112H93L94 114H95ZM159 112H157V113H159ZM46 113V112H45ZM45 113H42L41 114V112H39V114H41V115H43V114H45ZM103 113H105V111L103 112ZM109 113H113V112H109ZM116 113V112H115ZM114 113V114H115ZM118 113H120V112H118ZM117 113V114H118ZM139 113V112H138ZM154 113V112H153ZM153 113H152V115H153ZM161 113V114H162ZM196 113H197V111H196ZM33 114H35V115H37L36 114V112L35 113H33ZM121 114H123V117H124V113H121ZM120 114V115H121ZM131 114H129V115H131ZM141 114V113H140ZM140 114H138V115H140ZM145 114H146V112H145ZM154 114H156V113H154ZM192 114H194V113H192ZM191 114V115H192ZM48 115V114H47ZM91 114H89V116H90ZM97 116H98V120L96 121H94V122H92L91 123V126L94 124L95 125V128H98V126L100 125L99 124V120L101 119V117H100V115L99 114H96ZM109 115V114H108ZM107 115V116H108ZM113 115V114H112ZM111 115V116H112ZM116 115V114H115ZM119 115V116H120ZM127 115L128 114H126V119H127ZM134 115H136V113L134 114ZM133 115V116H134ZM137 115V116H138ZM157 115V114H156ZM158 115H160V114H158ZM178 115V114H177ZM190 115V114H189ZM195 115V114H194ZM223 115V116H222ZM114 116V115H113ZM112 116V117H113ZM122 116V115H121ZM140 116H142L143 117V115H140ZM146 116H147V114H146ZM151 116V115H150ZM185 116H187V115H185ZM196 116H198V114L197 115H195V118L197 119V117ZM34 117V116H33ZM36 117V116H35ZM86 117V116H85ZM94 117H96V116H94ZM94 117H92V118H94ZM109 117V116H108ZM115 117V116H114ZM114 117H113V119H114ZM117 117V116H116ZM115 117V118H116ZM135 117V116H134ZM139 117V116H138ZM145 117V116H144ZM153 117V116H152ZM152 117H149L148 118V116H147V118L148 119H150L151 118V121L153 120V118ZM161 117V116H160ZM193 118H194V116H192ZM215 117V119L213 120L212 118L208 121V122H206L205 124L206 125H209V126H211V123L213 122V124L215 123V120L217 119ZM37 118H39V117H37ZM87 118V117H86ZM91 118V119H92ZM120 118H122V117H120ZM129 119H130V117H128ZM140 118V117H139ZM139 118H137V119H139ZM156 118V117H155ZM154 118V119H155ZM170 118V117H169ZM175 118V117H174ZM179 118H180V116H179ZM195 118H194V120H195ZM36 119V118H35ZM90 119V120H91ZM94 119H97V118H94ZM93 119V120H94ZM110 119V118H109ZM136 119V120H137ZM166 119V118H165ZM181 119H182V116H181ZM107 119H105V121H106ZM112 120V119H111ZM140 120V119H139ZM143 120V119H142ZM156 120V119H155ZM157 120H158V118H157ZM168 120V119H167ZM188 119H183L182 121H187ZM92 121V120H91ZM104 121V120H103ZM115 121V120H114ZM129 121V120H128ZM131 121V120H130ZM133 121H135V120H133ZM141 121V120H140ZM140 121H138V122H140ZM150 121V120H149ZM159 121V120H158ZM158 121H156V123L158 122ZM180 121V120H179ZM188 121H190V118H189V120ZM192 121H193V119H192ZM218 121V119L216 120V122ZM100 122H101V120H100ZM136 122V121H135ZM134 122V123H135ZM160 122H162L161 120H160ZM167 122V121H166ZM170 122H172V121H170ZM112 123V122H111ZM129 123V122H128ZM153 123V122H152ZM172 123H174V122H172ZM171 123V124H172ZM182 122L180 121V124H181ZM187 123H189V122H187ZM110 124V123H109ZM127 123H126V120L125 119H117L116 120V122L115 123H113L112 125L110 124V126H109V128H108V126H107V130H105L106 132H104L105 133V135H107L106 137H108L109 139H110V137L111 138H113L115 135H116V133H118V134H120V132L121 131H123L124 129H125V126H127L126 125ZM132 124V123H131ZM138 124V123H137ZM140 124V123H139ZM143 124V123H142ZM148 125V121H147V123H145V125ZM150 124H151V122H150ZM169 124V123H168ZM185 124V123H184ZM130 125V124H129ZM129 125H128V128H129ZM146 125V126H147ZM152 125V124H151ZM150 125V129H152L153 128V133H154V131H155V135H156V129H158L160 126L161 127H164L163 125H166V123H157V124H155L154 126H151ZM84 126V125H83ZM87 126V125H86ZM89 126H90V124H89ZM139 126V125H138ZM145 126V127H146ZM174 126V125H173ZM176 126V125H175ZM175 126L173 127V128H175ZM177 126H178V124H177ZM85 127V126H84ZM114 127H116L117 128V131H111V129L112 128H114ZM141 127H142V125H141ZM152 127V128H151ZM160 127V128H161ZM169 127V128H168ZM168 127H166V128H168V129H170V125H168ZM179 127H180V125H179ZM182 127H183V125H182ZM187 127H189L188 125H187ZM212 127H214V126H212ZM127 128V127H126ZM135 128H139L140 130H138V131H141L142 129L140 128V127H137L136 125H135ZM134 128V129H135ZM146 128H148V127H146ZM160 128H159V130H160ZM172 128V127H171ZM184 128V127H183ZM115 129V128H114ZM131 129H132V127H131ZM134 129H132V131H134ZM136 129V130H137ZM178 129V128H177ZM181 129V128H180ZM185 129V128H184ZM218 129V128H217ZM217 129H213L214 131H217ZM125 130H128V129H125ZM124 130V131H125ZM163 130V129H162ZM166 130V129H165ZM165 130H163V131H165ZM219 130V129H218ZM254 130V129H253ZM123 131V133H126V132H124ZM145 131V130H144ZM176 131V130H175ZM184 131V130H183ZM131 131H129L128 133H130ZM148 132H150L149 131V129H148ZM152 132H150L152 135H153V133ZM159 132V131H158ZM162 132V131H161ZM166 132H172V131H167L166 130ZM178 134L180 133V132H178V131H176ZM185 132H186V129H185ZM185 132H184V134H185ZM187 132H189V130L187 129ZM192 132H193V130H192ZM196 132V134H197V131H195ZM195 132H193V133H195ZM204 132H206V133H209V131H204ZM232 132H235V134H233ZM128 133H126V134H128ZM134 133V132H133ZM133 133H130L129 135L131 136V134L134 136V134ZM147 133V132H146ZM145 133V134H146ZM150 133H148V134H150ZM165 133V132H164ZM168 133H167V136H168V138H169V135H168ZM182 133V132H181ZM180 133V134H181ZM203 133V132H202ZM100 134V133H99ZM103 134V133H102ZM122 134V133H121ZM125 134V135H126ZM137 134L139 135V136H141L140 134L141 133H138L137 132ZM148 134H146V136L148 135ZM150 134V135H151ZM158 134V133H157ZM172 134H174V132H172L170 135H172ZM179 134V135H180ZM183 134V135H184ZM205 134V133H204ZM222 134V135H223ZM101 135V134H100ZM125 135H124V137H125ZM138 135H136V136H138ZM143 135V134H142ZM149 135V136H150ZM151 135V136H152ZM160 135H163V134H160ZM179 135L178 136H176V134L175 135H173V136H176V137H179ZM187 135H188V138L190 137L189 136V133H187ZM194 135V134H193ZM192 135V137H195V136H193ZM198 135V134H197ZM200 135V134H199ZM198 135V136H199ZM237 135H238V137L239 138H237ZM129 136V137H130ZM132 136V137H133ZM136 136H135V139H136ZM166 136V135H165ZM164 136V137H165ZM202 136V135H201ZM224 136V135H223ZM105 137V138H106ZM116 137H117V135H116ZM132 137H130V139L132 138ZM148 137V136H147ZM160 137V136H159ZM158 137V138H159ZM163 137V138H164ZM184 137V136H183ZM186 137V136H185ZM192 137H190V138H192ZM103 138V137H102ZM107 138V139H108ZM123 138V137H122ZM127 138H128V135H127ZM134 138V137H133ZM152 137H150L149 139H151ZM155 138H157V137H155ZM166 138V137H165ZM164 138V139H165ZM167 138V141L168 142H170L169 140H171L172 139V136L170 137L171 139H168ZM188 138L186 137V139L188 140ZM189 138V139H190ZM196 139H200L201 137L199 136V138H197V137H195ZM242 138V139H241ZM117 139V138H116ZM114 140V142L116 143V146H117V140ZM129 139V138H128ZM127 140V139H123L122 140V144L120 143V146L119 147H117L118 149L116 150V148H115V152L117 153V155H115L116 156V158H113L112 159V161L111 162H113L112 164H111V166H107L109 169H110V167H111V169L110 170H108V169H104V171L103 172H101L102 174V178L104 179V178H107L108 180H110V179H112V176H114L115 174H117L118 173V171H120L121 172V170H118V169H116L117 167L116 166H118L119 165V163L120 162H122V164H124L123 165V167H124V169H122V174L125 172V170L126 169H128V165L130 164L131 165V162H135L136 160H139V158H142V156L140 157V155L139 156H137V155H135V156H131L132 154H133V152H132V150L134 149L133 147V149L132 150H130L131 149V146L130 145H132L133 144V139L132 140ZM139 139V138H138ZM173 139H175V137L173 138ZM172 139V140H173ZM178 139V138H177ZM181 139V141H182V138H180ZM180 139H178V140H180ZM185 139V138H184ZM186 139H185V141H186ZM221 139V138H220ZM121 140V139H120ZM137 140V139H136ZM153 140V139H152ZM162 140V139H161ZM171 140V141H172ZM178 140H176V142L178 141ZM192 140H193V138H192ZM191 140V142L193 143V141ZM195 140V139H194ZM260 140H262L263 141V144H260ZM109 141V140H108ZM111 141V140H110ZM141 141H143V140H141ZM140 141V142H141ZM151 141V140H150ZM159 139H158V143H159ZM199 142H200V140H198ZM197 141V142H198ZM222 141V140H221ZM121 142V141H120ZM139 142V141H138ZM137 142V144H139ZM148 141H147V139H146V143H147ZM157 142V141H156ZM163 142V141H162ZM161 142V143H162ZM183 142L184 141H182V145H184L185 144V142H184V144H183ZM190 141L188 140V143H189ZM191 142H190V144L189 145H195L197 142H195V144H191ZM143 143V142H142ZM150 143V142H149ZM163 143H165V142H163ZM187 143V141H186V144H188ZM220 143H222V142H219V144ZM134 144H136V141L134 142ZM141 144V143H140ZM150 144H152V143H150ZM157 144V143H156ZM167 144V143H166ZM166 144H164V145H166ZM172 144H174V143H172ZM177 144V146H178V149H176V150H178L179 151V148H180V146L178 145L179 143H175V145ZM185 144V145H186ZM198 144V143H197ZM200 144V143H199ZM99 145V144H98ZM143 145V144H142ZM146 145V144H145ZM147 145H148V143H147ZM158 145H161V144H158ZM163 145V144H162ZM163 145V146H164ZM175 145H171L170 144V146L171 147H173L174 148V146ZM180 145H181V142H180ZM184 145V146H185ZM188 145V146H189ZM216 145H214V146H216ZM140 146V145H139ZM150 146V145H149ZM154 146V145H153ZM169 146V147H170ZM183 146V147H184ZM188 146H186V147H188ZM191 146V147H192ZM196 147L194 148V150H193V147L191 148H188L189 150L190 149H192L193 150V152L195 153H199L201 150L198 148V147H200L201 145H195ZM202 146V147H203ZM218 146V147H219ZM245 146H246V149L244 150V148H245ZM135 147H138V146H136L135 145ZM152 147V146H151ZM159 147V146H158ZM206 147H208V149L206 148ZM139 149L141 148V147H138ZM147 148V147H146ZM150 148V147H149ZM154 148L156 149L157 147H155L154 146ZM154 148H152L153 150H154ZM160 148H161V146H160ZM165 148L166 147H164V149L163 148H161V149H163V150H165ZM177 148V147H176ZM197 148L200 150V151H198L197 150ZM201 148V147H200ZM214 148V147H213ZM114 149V148H113ZM139 149H137V150H139ZM143 149V148H142ZM145 149V148H144ZM158 149V148H157ZM156 149V150H157ZM171 149V148H170ZM175 149V148H174ZM188 149H186V153H188V156H189V150ZM204 149V148H203ZM212 149V148H211ZM214 149H216V147L214 148ZM224 149V150H223ZM78 150V149H77ZM82 150H83V148H82ZM135 150H136V148H135ZM136 150V151H137ZM141 150V149H140ZM149 150V149H148ZM153 150H152V152H153ZM158 150H160V149H158ZM157 150V151H158ZM184 150V149H183ZM188 150V151H187ZM191 150V151H192ZM213 150V149H212ZM84 151V150H83ZM83 151H81L80 150V152L82 153ZM114 151V150H113ZM135 151V152H136ZM165 151H167V150H165ZM169 151V150H168ZM172 151H173V149H172ZM177 151V153H179L180 154V152H178ZM211 151V150H210ZM209 151V152H210ZM72 152V151H71ZM70 152V155H69V158L70 157H72V153ZM80 152H79V150H78V153L80 154ZM119 152V153H118ZM145 152V151H144ZM151 152V153H152ZM173 152H176V151H173ZM193 152H192V154H193ZM202 152V151H201ZM203 152V153H204ZM215 152V151H214ZM214 152H213V155H214ZM257 152V153H256ZM87 153V152H86ZM138 153V152H137ZM143 153V152H142ZM150 153V154H151ZM162 153V152H161ZM212 153V152H211ZM216 153V152H215ZM73 154H74V157L76 158V156L78 155V154H76L75 155V152H73ZM83 154V153H82ZM85 154V153H84ZM88 154V153H87ZM86 154V155H87ZM145 154V153H144ZM148 154V153H147ZM172 154V156L174 155L173 153H171ZM176 154V153H175ZM191 154V152H190V155H191V157L189 156V159L191 158V160H192V158H193V155ZM200 155H201V153H199ZM199 154H197L198 156H199ZM205 154V153H204ZM203 154V155H204ZM154 155V154H153ZM153 155L151 154V156L153 157ZM158 155V154H157ZM161 155V154H160ZM159 155V156H160ZM164 155H169L168 153L166 154H164V151H163V157H160V161H161V158H164ZM184 155V154H183ZM187 155V154H186ZM185 155V156H186ZM220 155H222V154H220ZM79 156V155H78ZM81 156V155H80ZM84 156V155H83ZM79 157V158H83V159H85L84 157ZM137 156V157H136ZM145 156V155H144ZM143 156V159L145 158ZM147 156V155H146ZM175 156V155H174ZM180 157H181V154L179 155ZM185 156H184V158L183 159H181L180 158V160H184L185 159ZM194 156H196V155H194ZM215 156V155H214ZM86 158H87V156H85ZM150 157V156H149ZM155 157H156V152H155ZM175 157H177V156H175ZM197 157V156H196ZM201 157V156H200ZM217 157H218V154H217ZM249 157V159H246V158H248ZM68 158V159H69ZM73 158V157H72ZM148 158V157H147ZM173 159H174V157H172ZM74 159V158H73ZM78 159V158H77ZM77 159H75L74 161H76ZM152 159V158H151ZM151 159H148V160H150L151 161ZM154 159V158H153ZM168 159L170 160L171 159V157L169 158V156H168ZM176 159H178V157L177 158H175L174 160H176ZM194 160L192 161V163L194 164V165H196L197 164V162L195 161L196 159H195V157L193 158ZM197 159H198V157H197ZM201 159V158H200ZM212 159V157H211V155L210 154H207L204 158H202V162L204 163V165L206 166V167H208V164H210V160ZM250 159H254V162H256L255 163V165H253V166H247L248 165V163H250V162H248ZM81 160V159H80ZM80 160H78V162L80 161ZM145 160V159H144ZM144 160H142L141 159V161L144 163L145 161ZM147 160V161H148ZM162 160H164V159H162ZM167 160V159H166ZM165 160V161H166ZM180 160H178V162H181V163H183L184 161H180ZM185 160H188V157H187V159H185ZM68 161V160H67ZM69 161H71V160H69ZM73 161V162H74ZM106 161V160H105ZM105 161H104V165H105ZM149 161V163H151ZM154 161V160H153ZM165 161H163V163L165 164V165H168V163L166 164L165 163ZM189 161V160H188ZM187 161V162H188ZM77 162V161H76ZM84 162V161H83ZM172 162H173V160H172ZM172 162H170V163H172ZM176 162H177V160H176ZM175 162V163H176ZM70 163V162H69ZM72 163V162H71ZM80 163V162H79ZM138 163V162H137ZM137 163H136V165H137ZM155 163V162H154ZM157 163H159V161L157 162ZM156 163V164H157ZM160 163H162V162H160ZM158 164V166L159 165H161V164ZM174 163V162H173ZM174 163V164H175ZM221 163H218L217 164V166L219 165V164H221ZM134 163H132V165H133ZM140 164V163H139ZM146 164H148V162L146 163ZM164 164H162V166L164 165ZM173 164V165H174ZM184 164V163H183ZM183 164H181V165H183ZM190 164L191 163H189V166H190ZM200 164V163H199ZM121 165V164H120ZM136 165L134 164V166L136 167ZM149 165V164H148ZM147 165V166H148ZM151 165V164H150ZM165 165H164V167H165ZM172 165V164H171ZM172 165V166H173ZM177 165V164H176ZM180 165V163H178V166ZM198 165V164H197ZM201 165H203V164H201ZM138 166V165H137ZM141 166L143 167V165H142V163H141ZM140 166V167H141ZM146 166V165H145ZM144 166V167H145ZM157 165H155V167H156ZM161 166V167H162ZM186 166H188V163H187V165ZM205 166H204V169H206L205 168ZM232 166L235 168H239V167H242V166H247V168H249L248 170H244V171H239L238 172V170L236 171V170H233L232 169ZM131 167V166H130ZM139 167V166H138ZM136 168V169H139V171H140V168ZM152 167V166H151ZM154 167V168H155ZM161 167H158V169L159 168H161ZM182 168L183 167H185L184 165L183 166H181ZM194 167H197V166H194ZM219 167V166H218ZM225 167V166H224ZM101 168H103V167H101ZM120 168H122V167H120ZM132 168V170L133 171H135L136 169L135 168H133V167H131ZM130 168V169H131ZM146 168V167H145ZM154 168H153V171H152V168H147L148 169V171H146L145 173H143V176L141 177V174H142V172H144L143 170H142V172H141V174H140V177L141 178H143L144 180H146V182H149V180L152 178H154L153 177V173H154ZM169 168L171 169V167L169 166ZM178 167H176V168H174V170H176ZM180 168V167H179ZM181 168V169H182ZM187 169H188V167H186ZM191 168V167H190ZM198 168H199V166H198ZM203 168V166L201 167V169ZM209 168V167H208ZM222 168H223V166H222ZM221 168V169H222ZM130 169H129V171H130ZM135 169V170H134ZM156 169V168H155ZM168 169V168H167ZM173 169V168H172ZM180 169V170H181ZM191 169H193V168H191ZM191 169H188V170H191ZM195 169V168H194ZM197 169V168H196ZM160 170V169H159ZM162 170V169H161ZM164 170V169H163ZM169 170V169H168ZM179 170V171H180ZM188 170H185V171H188ZM203 170V169H202ZM201 170V171H202ZM208 170V169H207ZM241 170V169H240ZM243 170V169H242ZM132 171V172H133ZM172 171V170H171ZM179 171H176V172H178V173H180ZM193 171V170H192ZM194 171H196V170H194ZM197 171H199V170H197ZM196 171V172H197ZM119 172V173H120ZM136 172H138V171H136ZM135 172V173H136ZM167 172V171H166ZM166 172H163V173H166ZM169 172V171H168ZM167 172V173H168ZM170 173V172H169ZM183 173H185V172H182V174ZM187 173V172H186ZM200 173H202V172H200ZM213 173V172H212ZM215 173H217V171L215 172ZM215 173H214V177H215V179H213L212 177H213V174H212V176L211 177H209V176H205L204 174H205V171H204V173H202L204 176L202 177V180H203V182L204 183H210V182H214L215 180H216V178L218 179V177L215 175ZM221 173V172H220ZM125 174H126V177H124V179L126 180V178H128V175H127V173L125 172ZM137 174V173H136ZM154 174H158L156 177H158V176H160L159 174V172H155ZM199 174V173H198ZM197 174V175H198ZM137 175H139V174H137ZM166 175L167 174H165V175H163V176H165V178H167L166 177ZM177 175V174H176ZM185 176H186V174H184ZM184 175H183V178H185L184 177ZM193 175L195 176L196 174L195 173H193ZM199 175H201V174H199ZM207 175V174H206ZM218 175V174H217ZM122 176V175H121ZM162 176V179L164 178ZM169 176H170V174H169ZM178 176V175H177ZM190 176H191V173H190ZM189 176V177H190ZM219 176V175H218ZM115 177V176H114ZM113 177V178H114ZM137 177V176H136ZM155 177V178H156ZM182 177V176H181ZM181 177H180V180H181ZM200 177V179H201V176H199ZM198 177V178H199ZM101 178V177H100ZM117 178V177H116ZM115 178V181L117 180ZM118 178H120V177H118ZM131 178V177H130ZM169 178V177H168ZM179 178V177H178ZM193 178H195V177H193ZM197 178V177H196ZM223 178H221L220 179V181L219 180H217L216 182H221V180L223 179ZM123 179V178H122ZM123 179V180H124ZM159 180L161 179V177H159L158 178ZM157 179V180H158ZM170 179V178H169ZM169 179H168V181H169ZM172 179H174V178H172ZM186 180H188L187 179V176H186V178H185ZM184 179V180H185ZM199 179V180H200ZM106 180V179H105ZM113 180V179H112ZM122 180V182H120L119 184L120 185H124L123 183H125V181H123ZM132 180V179H131ZM136 180H138V179H136ZM139 180H140V178H139ZM158 180V181H159ZM165 180V179H164ZM167 180V179H166ZM178 180V179H177ZM195 180V179H194ZM193 180V181H194ZM98 181H99V179H98ZM107 181V180H106ZM119 181H121V179L120 180H118L117 182H119ZM127 181V180H126ZM128 181H129V179H128ZM134 181V180H133ZM142 181V180H141ZM157 181V182H158ZM163 181V180H162ZM168 181H165V182H167L168 183ZM173 181V180H172ZM193 181H190V182H192V183H194ZM223 181V180H222ZM226 181H227V179H226ZM225 181V182H226ZM113 182V181H112ZM130 182V181H129ZM137 182V181H136ZM139 182V181H138ZM137 182V183H138ZM161 182V181H160ZM179 182V181H178ZM189 182V181H188ZM189 182V184L191 185V183ZM198 182V181H197ZM203 182H201L200 181V183L199 184H201L202 183V186H203ZM96 183L98 184V188H96V187H94V188H96L91 194L93 195H95V194H97V197L98 198H100L99 197V194H100V192L101 191H99V190H105L106 189V191H102V192H107L108 193V191H111L110 190V183L109 182H106V183H109L108 185H105V183L103 182V180L101 181V182H97L96 181ZM95 183V184H96ZM133 183V182H132ZM140 183V182H139ZM173 183V182H172ZM187 183V182H186ZM196 183V182H195ZM206 183V184H207ZM131 184V182L127 185V186H125V189H123V191L125 192H123V194H127V193H134V192H136L137 190V192H136V195L138 194L139 196H136L135 194H134V196H136L137 198L136 199H134L135 201L133 202V196L132 197H130L129 199H131L130 201H132L133 203H129L128 202V204H127V202L126 201H129V199H128V197H127V199H126V201H124L125 203H126V205L127 206H125V207H127V209H126V211H121L120 209H118V211H119V213H122V214H117L118 216H116L115 214V216H114V218L112 219L113 221L111 222V224H113L114 226H113V229L114 230H116L119 234H121V236H122V234H124V232L126 233V232H131V231H134V230H137L136 228L137 227H139V226H143V225H145V224H147V225H151L150 227H153L154 225H155V223L157 222V221H155L154 219H156L157 217H159L160 215H162V214H168L169 216H170V218H173V217H176V216H174V211L175 212H177L178 210H177V208L178 207H175V205H173V203L170 201V203H168V202H166L165 200L167 199V201H168V197L166 198V197H164V198H166L164 201L167 203V204H165V202L163 203V205H161V204H159V203H161V200H162V198L160 197V199L161 200H159V202H158V199H159V197L157 198V200H156V198H154V199H152V197L154 196V194L155 193H153L152 194V189L149 187L150 186V184L151 183H148L149 185L147 186L148 187V189H147V187L145 188L146 190H144V191H142V190H140V189H138V185L136 184V185H130ZM154 184V183H153ZM155 184H156V182H155ZM159 184V183H158ZM169 184V183H168ZM183 184V183H182ZM188 184V183H187ZM219 184H221V183H219ZM226 184V183H225ZM112 186L114 185L115 186V183H112L111 184ZM118 185V184H117ZM126 185V184H125ZM157 185V184H156ZM160 185H163V182L160 184ZM173 185H175V183H173ZM186 185V184H185ZM113 186V187H114ZM153 186H155V185H153ZM152 186V187H153ZM158 186V185H157ZM187 186V185H186ZM186 186H184L185 188H186ZM192 186H194L193 188L195 189V191L194 192H196V187H195V185H192ZM200 186V188L202 187L201 185H199ZM214 186H215V184H214ZM213 186V187H214ZM77 187V186H76ZM110 187V188H109ZM165 187H166V183H165ZM182 187H183V185H182ZM188 187V186H187ZM213 187H211V188H213ZM219 187V186H218ZM80 188V187H79ZM116 188V187H115ZM124 188V187H123ZM143 188V186L141 187V189ZM150 188V189H149ZM155 188H157V187H155ZM174 188V186H171V188H169V189H173ZM175 188H177V187H175ZM174 188V189H175ZM203 188H205V186L203 187ZM109 189V190H108ZM117 189V188H116ZM121 189H122V187H121ZM164 189L165 188H163L162 187V191H164ZM72 190V189H71ZM75 190V189H74ZM108 190V191H107ZM113 190V189H112ZM120 190V189H119ZM118 190V191H119ZM155 190V189H154ZM166 190H167V187H166ZM178 190V189H177ZM176 189H175V191H177ZM77 191H78V189H77ZM117 191V192H118ZM158 192L159 191H161V190H157ZM156 191V192H157ZM174 191V190H173ZM179 191V190H178ZM192 191V192H193ZM197 191H199V190H197ZM239 191H240V193H243V192H245V191H249L252 195H255V196H257V199L260 201L259 203L257 202V201H254L255 199H253L251 196H250V198L251 199H247L248 197H246V198H241V197H243L244 196V194H243V196L241 195V199L239 200V199H237V198H239L237 195H238V193H239ZM79 192V191H78ZM121 192V191H120ZM165 192V191H164ZM164 192L162 193V195L164 194ZM170 192H172V190H170ZM170 192H165V193H170ZM180 192V191H179ZM201 192V191H200ZM200 192H198V193H200ZM110 193V192H109ZM116 193V192H115ZM114 193V194H115ZM152 194V195H150V196H148V194ZM161 193V192H160ZM177 193V192H176ZM59 194V193H58ZM70 194H72V192H70ZM82 194H83V192H82ZM121 194V193H120ZM123 194H121V196L123 195ZM128 194V195H129ZM173 194V193H172ZM175 194V193H174ZM179 194V193H178ZM193 194V193H192ZM248 194V193H247ZM250 194V195H251ZM81 195V194H80ZM94 195L92 196V197H94ZM117 195V194H116ZM133 195V194H132ZM156 195V194H155ZM158 195V194H157ZM161 195V194H160ZM161 195V196H162ZM194 195H195V193H194ZM196 195H197V192H196ZM65 196V195H64ZM85 196V195H84ZM90 196V195H89ZM120 196V197H121ZM126 196V195H125ZM130 196H131V194H130ZM152 196V197H151ZM199 196V195H198ZM245 196H247V195H245ZM244 196V197H245ZM254 196V197H255ZM61 197V196H60ZM155 197V196H154ZM176 197L177 198H181L182 197V195H181V197H179V195L177 196L176 195ZM176 197H172V198H176ZM205 197H203V198H205ZM116 198H119V197H117L116 196ZM116 198L113 196L112 198H110L108 195H103V198H101L99 201H101V203H99V204H95V205H93L92 203H90L91 204V206H88V210H89V212L90 213H97V212H101L102 211V209H104V208H107V207H109V208H112V209H117V208H113V206H115V207H117L116 205H118L119 204V202L118 201H116ZM202 198V195H201V197H200V199ZM215 198L216 199H218V201H216L215 200ZM228 198H230L231 200H229ZM120 199V198H119ZM234 199H236V200H234ZM203 200V199H202ZM201 200V201H202ZM237 200H239L240 202L238 203L237 202ZM121 201H122V198H121ZM120 201V202H121ZM163 201V200H162ZM179 201V200H178ZM196 201V200H195ZM197 201H198V199H197ZM204 201V200H203ZM94 202V201H93ZM146 202H148L147 203V205L148 204H150L152 207H151V209L149 208V210H148V207H150L149 205H148V207H147V205H145V203ZM176 202V201H175ZM174 202V203H175ZM207 201L205 200V203H206ZM211 202H210V204H211ZM159 205H158V204ZM172 203V205H170ZM203 203V202H202ZM45 205H49V203H44ZM102 204H103V206H104V208L102 207ZM165 204V205H164ZM198 204V203H197ZM207 204H208V202H207ZM78 205V204H77ZM77 205H76V207H77ZM123 206H124V204H122ZM203 205V204H202ZM211 205V206H212ZM72 206H74V205H72ZM120 206V205H119ZM178 206V205H177ZM207 206H210L209 204L207 205ZM121 207V206H120ZM72 208H75V207H72ZM119 208V207H118ZM122 208H124V207H122ZM174 208H176V209H174ZM179 209V208H178ZM180 209H182L181 207H180ZM117 211V210H116ZM115 211V213H117ZM204 211H206V210H203V212ZM128 213V214H127ZM153 214H155V216L152 218V215ZM113 215V214H112ZM32 216V215H31ZM36 216H37V214H36ZM205 216V215H204ZM29 219H30V217H29ZM111 219V218H110ZM14 221V220H13ZM19 221V220H18ZM18 221H16V222H18ZM110 221V220H109ZM15 222V221H14ZM101 222V224H99V226L100 227H106L108 224H105V221H100ZM11 223H13V222H11ZM19 223V222H18ZM9 224H10V221H9ZM8 224V225H9ZM158 224V223H157ZM12 225V224H11ZM162 225V224H161ZM155 226H159V225H155ZM154 226V227H155ZM205 226V227H206ZM14 227V226H13ZM16 227V226H15ZM18 227V226H17ZM144 227H147V226H144ZM159 227H161V226H159ZM197 227V226H196ZM218 227H220V225L218 226ZM143 228V227H142ZM147 228H149V227H147ZM156 228V227H155ZM162 228V227H161ZM35 229H36V227H35ZM35 229H33V230H35ZM158 229V228H157ZM157 229H155V230H157ZM205 229V228H204ZM203 229V230H204ZM213 229H214V227H213ZM217 229V228H216ZM41 230V229H40ZM139 230H141V229H139ZM150 230H151V228H150ZM168 230V229H167ZM197 229L195 228L194 229V231L193 232H195ZM209 230V229H208ZM218 230H220V229H218ZM221 230V231H222ZM151 231H153V234H154V230H151ZM171 231V230H170ZM198 231V230H197ZM210 231V230H209ZM217 231V230H216ZM222 231V232H223ZM135 232V231H134ZM137 232V231H136ZM140 232V231H139ZM141 232H143V231H141ZM145 232H146V229H145ZM145 232H143L144 233V236L146 235L145 234ZM149 232V231H148ZM147 232V233H148ZM164 232V231H163ZM166 232H169V231H166ZM193 232L191 231L190 233H192L193 234ZM204 232V231H203ZM214 232V231H213ZM37 233V232H36ZM36 233H34V234H36ZM39 233V232H38ZM132 233V232H131ZM150 233V232H149ZM156 233V232H155ZM189 233V234H190ZM210 233V232H209ZM133 234V233H132ZM142 234V233H141ZM187 235H188V233H186ZM186 234H185V236H186ZM191 234V235H192ZM215 234H216V232H214L213 233V235H214V237H215ZM39 235H40V233H39ZM45 235V234H44ZM139 235V234H138ZM161 235H162V233H161ZM168 235H169V233H168ZM194 235H195V233H194ZM200 235V234H199ZM206 235H207V233H206ZM205 235V236H206ZM209 235V234H208ZM212 235V234H211ZM212 235V236H213ZM46 236V235H45ZM45 236H44V238H45ZM127 236V235H126ZM129 236H131V235H129ZM128 236V238H130ZM143 236V237H144ZM150 236V235H149ZM152 236V235H151ZM156 236V238H157V235H155ZM182 236H184V235H182ZM198 236V235H197ZM218 236H219V234H218ZM218 236H217V238H218ZM43 237V234H42V236H41V238ZM120 237V236H119ZM134 237H135V235H134ZM147 237V236H146ZM166 237H168V236H166ZM166 237H164V238H166ZM194 237V236H193ZM35 238V237H34ZM34 238H33V236H32V239H31V241L32 240H34ZM38 238V237H37ZM126 238V237H125ZM132 238V237H131ZM137 238V237H136ZM140 238V237H139ZM139 238H137V239H139ZM150 238V237H149ZM151 238H154V237H151ZM144 239V238H143ZM158 239V238H157ZM167 239V238H166ZM178 239V238H177ZM176 239V240H177ZM181 239V238H180ZM185 239V237H183V239H181L180 241H179V243L178 242H176V243H178V245L180 244V246L181 247H183V245H185V244H189L190 245V243H188V242H186L185 243V241H183ZM204 239V238H203ZM206 239H207V237H206ZM209 239V238H208ZM219 239H221V238H218V240ZM46 240V239H45ZM151 240V239H150ZM150 240H149V242H150ZM159 240V239H158ZM170 240V239H169ZM173 240V239H172ZM172 240H170V241H172ZM211 241H212V239H210ZM138 240H136L135 242H137ZM163 241H165V239H163ZM168 241V240H167ZM188 241H189V239H188ZM210 241V242H211ZM214 241V240H213ZM216 241V240H215ZM214 241V242H215ZM35 244H36V241H33ZM217 243H218V241H216ZM31 243V242H30ZM127 243V242H126ZM148 243V242H147ZM160 243V242H159ZM172 243V242H171ZM213 243V242H212ZM228 243V244H229ZM121 244V243H120ZM122 244H124V243H122ZM138 244V242L135 244V246ZM151 244H152V242H151ZM173 244V243H172ZM171 244V248L173 249L174 247H172L173 245H175V244H173L172 245ZM225 244H227V243H225ZM34 245V244H33ZM125 245V244H124ZM123 245V246H124ZM126 245H129V244H126ZM125 245V246H126ZM132 245V244H131ZM139 245H141V244H139ZM153 245V244H152ZM168 245V244H167ZM177 245V244H176ZM176 245H175V248H176ZM208 245L209 244H207V241L206 240H202V243H201V246H204V247H208ZM212 245V244H211ZM210 245V246H211ZM42 246V245H41ZM125 246H124V248H125ZM130 246V245H129ZM146 246V245H145ZM148 246H150L149 244H148ZM155 246H157V245H155ZM154 246V247H155ZM161 246H163L162 244H161ZM200 246V249L202 248ZM219 246V245H218ZM225 246V245H224ZM40 247V246H39ZM43 247V246H42ZM132 247H133V245H132ZM131 247V248H132ZM136 247H138V246H136ZM136 247H134V252H135V248ZM166 247H168V246H166ZM166 247H165V249H166ZM192 247V246H191ZM190 247V248H191ZM203 247V248H204ZM220 247V246H219ZM127 248V247H126ZM129 248V247H128ZM144 248V247H143ZM149 248V247H148ZM157 248V247H156ZM156 248H155V250H156ZM161 248H163V247H161ZM170 248V249H171ZM183 248H186V247H183ZM188 248H189V246H188ZM202 248V249H203ZM209 248L210 247H208V249H206V248H204L205 250H209ZM211 248H213V247H211ZM222 248H223V246H222ZM221 248V249H222ZM25 249V248H24ZM23 249V250H24ZM27 249V248H26ZM40 249V248H39ZM43 249H44V247H43ZM118 248H116V250H117ZM138 249H140V248H138ZM138 249H137V251H138ZM169 249V248H168ZM167 249V250H168ZM169 249V250H170ZM179 250H180V248H178ZM216 249V248H215ZM41 250V249H40ZM45 250V249H44ZM121 250V249H120ZM142 250V249H141ZM144 250H145V248H144ZM153 250V249H152ZM174 250H176V249H174ZM183 249H181V251H182ZM186 250V249H185ZM211 250V249H210ZM213 250V249H212ZM224 250V249H223ZM223 250H222V253L224 254V252H223ZM226 250V249H225ZM263 250V249H262ZM48 251V250H47ZM157 252H158V250H156ZM178 251V250H177ZM184 251V250H183ZM188 251H191L192 252V250H187V251H185V252H188ZM216 251V250H215ZM260 251V250H259ZM258 251V252H259ZM21 252V251H20ZM25 252H26V250H25ZM24 252V253H25ZM27 252H29V251H27ZM41 252H42V250H41ZM45 252H46V250H45ZM118 252H119V249H118ZM121 252V251H120ZM119 252V253H120ZM124 252V251H123ZM140 252V251H139ZM148 252H149V250H148ZM165 252H166V250H165ZM168 252V251H167ZM167 252H166V254H167ZM172 252V251H171ZM173 252H176V251H173ZM184 252V253H185ZM210 252V251H209ZM221 252V251H220ZM232 252H235V253H237V257L236 258H234V253L232 254ZM256 252V251H255ZM262 252H264V251H262ZM261 252V253H262ZM22 254H23V252H21ZM159 253V252H158ZM169 253V252H168ZM182 253V252H181ZM189 253V252H188ZM208 253V252H207ZM213 253V252H212ZM27 254V253H26ZM31 254V253H30ZM47 254V252L45 253V255ZM142 254V253H141ZM162 254H163V252H162ZM165 254V253H164ZM161 255V256H165V255ZM208 254H210V253H208ZM225 254L222 256V257H224L225 256ZM257 254V253H256ZM255 254V255H256ZM25 255V254H24ZM36 255H38L37 253H36ZM41 255V257H42V254H40ZM49 255L51 256L52 254H50L49 253ZM121 255H123V254H120V256ZM150 255V254H149ZM168 255V254H167ZM173 255V254H172ZM177 256H178V254H176ZM176 255H173V256H176ZM185 255H187V254H185ZM216 255V254H215ZM220 255V254H219ZM258 255V254H257ZM260 255H262L263 257H264V254L262 253V254H260ZM259 255V256H260ZM22 256V255H21ZM44 256V255H43ZM49 256V257H50ZM155 256V255H154ZM160 256V257H161ZM170 255H168L167 256V258L169 257ZM181 256V255H180ZM179 256V257H180ZM221 256V255H220ZM227 256V255H226ZM258 256V257H259ZM39 257V256H38ZM151 257V256H150ZM171 257V256H170ZM182 257H183V255H182ZM182 257H180V258H182ZM262 257V258H263ZM20 258V257H19ZM22 258V257H21ZM29 258H31L30 257V255H29ZM34 258V257H33ZM37 258V257H36ZM58 258H60L59 256H58ZM62 258H64V257H62ZM149 258V257H148ZM227 258H225L224 257V261L225 260H227ZM237 258L240 260L239 262H237ZM260 258V257H259ZM259 258H257V259H259ZM24 256H23V262H24ZM27 259H28V257H27ZM51 259V258H50ZM56 259V258H55ZM157 259V258H156ZM169 259V258H168ZM171 259V258H170ZM178 259V258H177ZM213 259H216V256H215V258H213ZM223 258H221V260H222ZM252 259H254V260H252ZM33 260V259H32ZM54 260V259H53ZM52 260V261H53ZM57 260H59V259H57ZM157 260H159V259H157ZM161 260V259H160ZM167 260V259H166ZM165 260V261H166ZM180 260V259H179ZM183 260H184V258H183ZM220 260V261H221ZM261 260H263L262 262V264H264V258L263 259H260L259 260V263H261ZM50 261V260H49ZM153 261V260H152ZM151 261V262H152ZM162 261H164L163 259H162ZM161 261V262H162ZM169 261H171V260H169ZM173 261V260H172ZM186 261V259L184 260V262ZM188 261V260H187ZM187 261H186V263H187ZM22 262V261H21ZM54 262V261H53ZM61 262V261H60ZM66 262H67V260H66ZM154 262V261H153ZM176 262H178V261H176ZM180 262V261H179ZM181 262H182V260H181ZM200 262V261H199ZM202 263L204 262V261H201ZM214 262H217V260L216 261H214ZM225 262H227V261H225ZM255 262H257V261H255ZM56 263H58V261L56 262ZM146 263H148V262H146ZM145 263V264H146ZM155 263H156V260H155ZM158 263V262H157ZM165 263V262H164ZM170 263V262H169ZM174 263H175V261H174ZM183 263V262H182ZM185 263V264H186ZM201 263V264H202ZM211 263H212V261H211ZM211 263H209V264H211ZM219 263V262H218ZM221 263V262H220ZM223 263V262H222ZM258 263V262H257ZM59 264V263H58ZM61 264V263H60ZM63 264V263H62ZM68 264H69V262H68ZM149 264V263H148ZM176 264V263H175ZM189 264H191V263H189ZM207 264V263H206ZM213 264V263H212ZM215 264V263H214ZM217 264V263H216ZM226 264V263H225ZM256 264V263H255Z\"/></svg>",
  "mask_w": 264,
  "mask_h": 264
}]
</instances>
